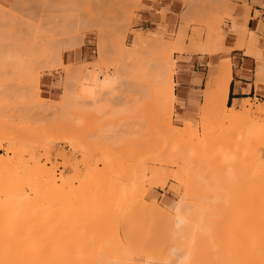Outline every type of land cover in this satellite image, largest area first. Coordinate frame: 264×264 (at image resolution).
<instances>
[{
    "label": "rangeland",
    "instance_id": "obj_1",
    "mask_svg": "<svg viewBox=\"0 0 264 264\" xmlns=\"http://www.w3.org/2000/svg\"><path fill=\"white\" fill-rule=\"evenodd\" d=\"M169 1H173L174 2V5H176L175 7L173 5L172 10L169 7V3H170ZM150 3L155 4L157 7H159L158 10H156L155 8H152L151 6H149ZM180 4H182V8L179 7ZM51 7H53V8H51ZM54 8H56V9H54ZM236 8H238V6L232 4L229 0H0V134H2L4 136V138H7L9 136L8 138H11V141H12V139H14V137L16 139H18L19 141H21L20 139H23V141L25 140V144H26V142H28L26 144V146L30 145L29 147H31V149L29 151H31L32 148H34L32 151L35 150L37 156L44 157L45 156L44 155V152H45V149L46 148H47L46 150L49 149L52 152L53 162L55 163V165L58 168L57 173L58 174L61 173V175L59 174V176H60L59 178L62 179V180L59 179V182L63 181V179H65V178H68V180H72L73 181V184H74V185L72 184V186H71V188H72V189H70L71 192L68 191L69 194H64V196H62V197L65 198L66 197L65 195H70L73 192H76V194L79 191L81 192V195H80V192L77 194V195H80V196H77V197L78 198L80 197L81 199L80 198L78 199L76 197V200L75 199L73 200L74 202L72 203V206L70 205V207L72 208L73 206H75L73 204L76 203V206L74 208H72V211L73 210L76 211V209H78L79 206H80L81 209L84 210L83 207H85V205L87 204L86 203L87 200L84 199V196L86 198H88L86 196L87 194H89L90 196H92L95 193V192L94 193L91 192L93 190L88 191V190L91 189V187L92 188L94 187L93 188L94 191L96 189L97 190H100V191L102 189L108 190L107 188H109L110 185H111L110 183H112L110 180L113 179L112 180L113 183L111 185L112 188H110V190L112 192V189L115 188L114 190H115L116 193L114 192V194H112L111 197L115 196V197H113L115 199H113V198L112 199L113 200L118 199V201H117L118 203L121 201L120 202L121 204L119 203L120 205L116 201L111 200L110 197H109L110 200L106 199V196H107L106 193L108 191L106 193H105V191H102L100 197L98 196V194L100 192L97 191L98 194L97 193L96 194H97V196L99 197L100 200H96L97 199L96 195H93V197L91 198L93 201L96 200V201H99L97 203H100V202H102V199H103L102 196L104 195V197H105V199H103L104 202H106V201L107 202H111L112 201L113 204L117 203V205H115V207L112 204V202L109 203V204L113 205V207H111V205H109L107 202H106L107 204L105 203V205H107V207L109 205L111 208H114V210L113 209H110V212L112 210V211H114V213L112 212V214H113V216H111L112 219H110V217L108 219V220H111V222H113V223L111 224V222L109 221L108 222L109 224L106 223V226H104V227L102 226V229L100 228L101 230H99L97 232L98 234L100 232V235L102 236V238H103V235L104 236L105 235L109 236V234H107V233L111 232V230L115 229V227L118 228V230L120 232V235L122 237V236H124V234L126 232H129L130 234H132V233H134V231H136L138 229H141L142 224L143 225L148 224L149 221H145L144 222V217H143V214L141 213V211L145 207V201L154 202V203H156L158 205V207L166 208V209H167V207L165 205V201L166 200H168V201H176V200H178V201H184V202L187 201L188 202V203H186L187 206L189 205V206L194 207L193 206V203H196L194 205H197L196 208H198L199 205H200L201 207L198 208V212H199V210L201 211L203 209L201 212L204 213V206L206 205L205 204L206 202L203 200V198H202V201H201V196L202 197H205V196H203L201 194L202 193V189H200L202 187V185H204L203 182H206V180L204 181V179L207 177L206 179H209L210 180L213 176H214L213 178L216 179L217 178V175H218L217 173H219L220 180L222 178V180L225 179L223 181H226L227 180V182H228L231 179H234L235 178V176H234V174H235L234 168L237 171V166H238V168L240 169V171H237V172H239V173H241L242 171L246 170L247 166H249V165H246V164H249L250 161L248 162L247 160L245 161L244 159H246L245 157L248 158V155H250L252 152L249 153V154H247V156H245L244 153L242 154V152H244L245 150L248 151L247 150V149H249V148H247L248 146L246 147L247 149H245L244 151H241V150H243L242 149L243 148V145L240 147L241 150L238 149L239 147H236L235 146L237 148L236 149L235 147H233L234 145H232V148L235 149V153L237 151H239L238 153L240 155L238 153L237 154L231 153V156L232 155H235V157L238 158V156L243 155L242 156L243 158L241 157V158L236 159L234 157V159H235L234 161H233V158H231V160L233 161L232 163L234 164V162L237 160L238 161V165H236V167L233 166V168H230V166H231V164H230V166L228 167L227 165H229V161H231L230 160V157H229L230 156L229 155L230 154V151H234V150L227 151L229 153L228 155H226V153L223 154L222 152H224V151L222 150V148L225 149V147L227 148V146L223 147L225 143L220 144L219 143V140H220V138H222L223 140L225 139V137H220V135L222 134L220 132L223 131V133H224L223 136H225V133H226L225 131L226 130H229L230 131V129L232 128V125L233 124L230 123V122H227V119L225 121L222 120V122L220 120V122H219V118H217L218 117V113L216 111L215 113H217L216 114L217 115L216 116L217 119L214 118V117L213 118L210 117V120H211V123H212V127L214 126L213 128L215 130L212 133L211 132V128H210L211 125H210V127H209L210 129L207 128L208 129L207 131L206 130H203V131H206V132H204V134H206L208 132V136L210 135L209 133H211V135H212V134H216L218 132L219 135L218 134L217 135L219 136L218 137L219 140H217L218 138L215 139V137H214V138H211V140H206L207 142H205V140H203L204 138L203 139L201 138L204 135L201 127L204 126V125H206V124H208L207 121L206 122L204 121L205 122V124H204V122L201 120L204 117L200 118L201 117L200 114H202L204 112V111L202 112V109L203 108L206 109L205 108V104H207V103H203L204 100H205L204 99L205 98L204 97V90L203 91L202 90L197 91L195 93L197 96L194 98V101H192L189 104H187V106H185L184 104L176 103L175 104V108L172 111L173 113L171 112V114H170V112L168 111V114H165L164 113V108L167 109L166 107H168V105L165 104L166 106L163 107L164 104H163V102L161 100L160 101L162 102V104L159 101H157V102H159L158 104L157 103L155 104V101H154L155 99L153 101L150 100L151 99L150 96H149L150 93L147 94L149 96L148 97L149 99H147V97H146V99H144L143 98L144 95L140 91V88L142 86L140 88H138L139 84H136V85H138L137 87H134L135 86L134 85L135 83L134 84L132 83L133 85H127V83L126 84H123L122 81H124V80H122V79H124V78L121 77L122 78L121 79L120 76H119L120 74H117V72H116V71L119 72L118 69L120 68V67H118L119 65H117V63L119 61L120 62L123 61V64L125 66L126 65L127 66L129 65L130 66L131 64H126L127 62L124 63L125 58L123 60H122V58H119V57H123V55L120 53L121 55L119 54V56H118L117 54L120 52L121 49H124L122 45H124V47H126L127 50H128V48L129 49L130 48H133L132 42L134 41V36L136 34H143L145 37H147V38H149L151 40L152 39H156V43L157 44L154 43L155 46L151 45V44H153L151 42L150 46H147L145 48H140V51L138 53L142 54V56H145L146 55L145 49H147V48H149L151 46L154 49V47L157 48L158 47V44L160 45L161 43H170L169 41H171V43H174L176 41V39L178 38V34H179L180 37H183V35L185 36V38L183 37L184 38V43L182 41L184 47H186L187 44H188L187 47L190 46L189 49H187V47L185 48V49H187L186 50V54H194V53L205 54V53H208L209 50H211V49H216V50H219L220 52L221 51H226V49L223 47L226 39L230 36V34H235V35H237V36H239L241 38L242 42L244 41L247 44L248 49H249V52L252 55H254L257 58V60L259 61V63L261 64V66L258 67V70H257V79H256V86L259 89V84L264 83V36L263 35L262 36H257V34L253 32L254 27H255L254 25H251V29L250 30L244 32L241 29L243 27V25L241 23H239V18L233 14L234 13V10ZM66 9L69 12L66 11ZM81 9H86V13H88L87 12V9L88 10L90 9L89 10V13H90V11H93L92 13H97L96 15L94 14L95 16H97V15L100 16V14H102L101 15L102 18L100 17V19H102L103 21H105L104 24H103L104 25V28L103 29L102 28L100 29L101 26L103 27V25H101L99 27V29L101 30V33L103 31L105 32V34H104V32L102 33L104 35V41H103V43L102 42L100 43V40H98L99 39V33H100V31H99V33L97 31V30H99L97 28L99 26L98 25L99 24L98 22L100 21V22L103 23V21L102 20H98L97 18H95V22H97V24H96L97 26H94V27H96L97 29L96 28H93V27L91 28L90 26L89 27H85V25L88 22H89V25H90V21H92L91 20L92 18H91V16L88 15V17H87L88 20L90 18L91 19H90V21H88L87 18H86V20H87V23L86 24H85V21H83L85 18L82 20L83 22L80 21L79 20V18H80L79 16H81V15H79V14H82V10ZM75 10H76V12H75ZM151 10L154 11L156 14H158L160 16V18H159V20L157 22H148V21H145L144 17L142 16L143 13H145L147 11H151ZM80 11H81V13H79ZM173 11H175L176 13H174ZM202 11L205 12V13L202 14L201 13ZM70 12H71V14L73 12V14L71 15ZM206 12H209V14L211 16H209L208 13H206ZM64 13L70 14L71 17L74 15V13H75V16L77 14V17H79L78 20L74 19V16H73L72 19L76 20V22L77 21H80V23L82 22L81 24L84 25V28L82 27V25L80 26L79 31L82 30L81 28H83V29H85V28L88 29L89 28L91 30H89V29L88 30L87 29L82 30V32L80 31L81 32L80 34L78 33V30H77L76 32L78 34L75 33L76 34L75 35V34H73V32H74L73 30L75 28L74 29H72V28L69 29L70 31H68V29H67V31L69 33H71V35H73L72 36L73 38H71V35L70 34H69L70 35V37H69L67 31L66 32L65 31L64 32H61L60 31L59 34H61V35L59 37H57L58 35L56 37L55 36L54 37L51 36V37H53L52 38V41H55V40H53L54 38L59 39L60 41L63 38L62 41H61V47L57 45V47L59 49L58 50L55 47L54 48L52 47L53 49H51V47L49 46L50 47V50H49V48L45 47L46 44L44 45L43 44L44 42H42L41 39L44 40L45 37H46V39L48 40V38H50L48 35H51L49 33L50 32H53L51 29L55 30V32H56L57 29L60 30L59 29L60 27L59 28L58 27L57 28L56 27H52V28H49L48 29V27H50V25L48 27H46V26L48 25L49 21L51 20L50 16H49V19L50 20H48L47 21L48 23L45 24V25H43L44 22H40L41 20L42 21L43 20L45 21V19H41V18H44L46 16L45 18L48 19V15H52L55 18H53L54 21L52 19V21H50V23L52 24V22H54V25H57V23L59 24V22L62 23V21H59V22L55 23V21H57L56 19H58L57 16L59 17V19H61L60 18L61 16H59V15L64 16ZM84 13H85V11H84ZM84 13H83V16L85 15ZM66 14H65V16H66ZM206 14L209 16V19H210V17L212 19V22L210 24L208 22H207L208 24L207 23H203V22H205V19H206V16L205 15ZM43 15H44V17H41ZM256 15H259V13L257 12ZM208 16H207V19H208ZM67 17H69V16L67 15ZM77 17H75V18H77ZM84 17H86V16H84ZM204 17H205L204 21L201 22ZM64 18H62V20H64ZM174 18L177 19V20H174ZM66 19H67L66 20V22H67L68 21V18H66ZM72 19H71V21L75 22ZM209 19H208V21L210 22L211 19L210 20ZM38 20H40V21H38ZM26 21L27 22H31V23L28 24ZM38 22L40 24H38ZM68 22H70V19H69ZM230 22H231V24L229 26V23ZM33 23H35V24L34 25H31ZM26 24H28V25L26 26ZM68 24L66 23V24H64V25L62 24V25L64 27L65 25H68ZM68 26H65V28H68ZM32 27L34 29H36L37 31L39 29V33H40V30L41 29L44 30V31H49V33L45 32V33L48 34L47 35L48 38H47V36L44 37L43 34H45V33L41 30V33H42V36L41 37L42 38L40 36L39 37H40V41L42 43H38L39 42L38 41L39 38L37 37L38 36L37 35L38 32L36 30H33ZM78 27H76V28L78 29ZM30 28H32V31L33 32L36 31L37 34L34 32L35 37H34V35H32V36L30 35V34H32ZM125 29H127V31L124 32V34H126L125 35L124 44H121V42H123V39H124L123 38V31ZM178 29L179 30L182 29V30L179 33H177L178 32ZM27 30H29V31L27 32ZM86 30L88 32H86ZM183 30H184V32H183ZM161 31H162V33L159 34V32H161ZM148 32H150L152 34H149ZM182 32L184 34H182ZM210 33H213L214 34V38H215V39L213 38L214 40L213 39H210L213 36ZM64 34H65V38L66 39L64 38ZM102 34H101V37H102ZM208 34H210V36H208ZM53 35H55V33H53ZM66 35H68V36H66ZM152 35L155 36V37L158 36L160 38L157 37L158 38L157 39L155 37H152ZM176 36H177V38H176ZM67 37L69 39H67ZM207 37H210V38H207ZM35 38H37V40ZM183 38H181V39H183ZM205 38H206V41L207 42L209 41V39H210V42L213 40V42H212L213 45H210V46H213V47H211V48L209 47L210 49L207 48V46H206L207 44L204 43L205 42ZM72 39H73V41H72ZM34 40H35V42H34ZM63 40L64 41H67L68 40V41L66 43H63ZM58 41H56L55 44H57ZM98 41H99V43H98ZM48 42L51 43L50 41H48ZM48 42L46 41V43H48ZM101 44H104L103 46H104L105 53L103 52V53L100 54L98 51L101 49ZM119 44H121L120 46H122V48L119 47ZM203 44H205V46H204L205 48L203 47L201 49V47H202ZM39 45L44 46V47L42 48ZM64 46H65V48L63 49ZM45 48H47L48 50L46 49L47 51H45ZM98 48H99V50H98ZM39 49H41V50L38 51ZM52 50H55V51H52ZM116 50L119 51V52L117 53ZM149 50H146V51L149 52ZM200 50L201 51L203 50V52H201ZM48 51L54 52V54H53L54 56L57 55L56 54V52H57L58 53V56L59 57L60 56L62 57V61H63V62H61V64H63V65H61L62 67L58 65V63L60 64V62H57L55 64V62H56L55 60L60 61V58L61 57L59 59H56L57 56H55L53 58V56H52V54L50 52H49L50 53V57L51 56L52 57L50 58V62H48L49 61V53H48ZM40 52H42V53L44 52L43 54L46 57L45 59H43V55ZM100 52H101V50H100ZM106 54H107V58L108 59H103L104 57L106 58ZM115 54L117 55V57H116ZM147 55H146L145 58H147ZM150 55H151V53L149 54V56ZM39 56H42V57H39ZM99 56H101V57H99ZM149 56H148V58H149ZM179 56L180 55L177 54V53L174 54V58L175 59H178ZM117 58H118V62H117ZM145 58L143 57V59H145ZM35 59H37L38 61L41 59L43 63L42 62L40 64L39 63H36L37 60H35ZM44 60H46V61H44ZM51 60L53 62H51ZM113 60L116 63L115 62L113 63ZM127 61H129V60L127 59ZM229 61H230V59H229ZM120 62L118 64H121L122 63V62L121 63ZM123 64H122V66H124ZM57 65H58V67H57ZM80 65H82V66H80ZM147 65H148V63H147ZM64 66H66V68ZM72 66H74L75 71H73V69L72 70L71 69H68L69 67L72 68ZM79 66L81 67V71L79 69L80 68ZM55 67L57 69H55ZM75 67H77L78 69L75 68ZM206 68L207 67H201L200 68L201 72L206 73L207 72V69ZM65 69L68 72H69V70H71V71L69 73L67 72L66 74H64L65 73ZM122 69H123V67H122ZM76 70H79V71L76 72ZM123 70H125V69H123ZM72 71H73V75H74L75 72H76V74H79V76L78 75L76 76V74H75V77H78V78L75 79V77L72 76ZM125 72H126V70H125ZM125 72L124 71L123 72L121 71V73H123L124 75H125ZM31 73H33L35 75L37 74V75L36 76L34 75L35 76L34 77V76H32L33 74H31ZM70 73H71V75H70ZM83 73H84V75H83V78L84 79H81ZM127 73H128V71H127ZM129 74L131 75V73H129ZM129 74H127V75L130 78H132L133 76L131 77ZM31 76L34 77L35 79L33 80V78ZM121 76H122V74H121ZM28 77L31 78V79L29 80ZM36 77L39 78V80H40L39 81V89H40L39 90V94H40L39 97L35 96L36 86H37L36 85V80H37ZM64 77H65V79H64ZM71 77L72 78L74 77L73 78V81H72V78ZM98 77H99V79H98ZM118 77L122 80V81L119 80V82H122V85L121 86L125 89V91H124L123 88H121V86H120L121 91H119V89H118L119 87L117 88V86H119V85H117V83L118 84H121V83L118 82V79H119ZM103 79H108L109 82L115 81L114 84H112L110 86H106V87H108L107 89L103 87L101 90H103L104 92L110 91L111 94L112 93L114 94V92H115L114 95L117 94L116 96L118 97V99H116L117 98L116 96H114L115 98L112 97L113 94L112 95L109 94L110 92L109 93L107 92V94L106 93L104 94L103 92H99V97L102 96V98L100 97L101 100H99L98 99L99 98L98 97V91L100 89L96 90V96L95 97H92L91 99H90V97H88L87 98L88 100L85 99V97H84V99L86 101H84V100L82 101L81 100V97L79 98V96H77L78 94L80 95V93H78V91H79L80 85H81V83H78L77 81H79V82L80 81L85 82L86 85L93 84L95 86V84L100 83V81L103 80ZM136 79L138 81L139 80H142V78L141 79L140 78L139 79L136 78ZM174 79H175V81L177 83H181V76L175 75V78ZM26 80H27V82H30L31 81L30 83H32V85H30L27 82L25 83ZM64 80L66 82V85L65 86H64ZM127 80H129V79H127ZM33 81H35V83ZM71 81H72L73 84L70 83ZM146 81L143 82V83H146L145 86L147 85V87H148L149 85L147 84ZM131 82L129 81V84H131ZM133 82H134V80H133ZM124 83H125V81H124ZM26 84H29V86L31 87V88L28 87V89H32V90L35 89V90H33L35 93L34 92H32V93L38 99L40 98L38 102L41 105V107L43 108L42 109L39 106L42 110H44L45 107L46 108H49L48 105H51L53 103L55 105V107H58L56 109V113H58V111L61 109L58 106L60 104L61 100L63 101V99H65V98H66V100H69V101H65L64 100L65 101V105L63 103L64 101L61 102V104H60L62 106V110L61 111H64L66 113L63 114L61 111H59V113L57 114L58 115V117H57L55 111L53 110V105H51L52 107L51 106L50 107H51V109L53 111L51 109H47L49 111L48 114H52L51 117H53V114H54L55 115L54 117H57V118L52 119L50 116L47 117L48 114L46 115V117L43 116V115H41L44 112L46 114V111L47 110L42 112L41 109H39L40 111L37 109V108H39L38 105H37V108L35 107V104L37 103V101L35 102V104L33 103L35 101L34 99H33L34 100L33 102L31 101L32 98L30 99V97H32L33 95L30 96L28 93H30L32 90H26ZM67 84H69V88L71 86L72 87L74 86V89L77 92V95H73V93H76V92H74L72 90L73 88L72 89H67L68 88L67 87ZM32 86H33V88H32ZM64 87H67V88L64 89ZM76 87H77L78 90L76 89ZM146 88H144V89H146ZM150 88L151 87L149 86V89ZM152 88H153V86H152ZM203 89H205V86L203 87ZM68 90L70 92H68ZM117 90L119 92L123 93V94L118 93ZM28 91H30V92H28ZM122 91H124V92H122ZM149 91H151V90H149ZM182 91H183L182 84L180 85V87L179 86L176 87L175 92H176V94H177L178 97H180V92H182ZM65 93H67V94H65ZM68 93L71 94V96L73 95L72 99H71V96L68 95ZM153 93H154V91H153ZM28 95L30 97H28ZM104 95H105L106 99L103 97ZM108 95H109V98L112 97V98H110V99H112L111 100L112 102L109 100ZM34 96H33V98H35ZM74 96L75 97L77 96L78 97L77 99H79L82 102L88 104V108H87L86 104H84V103L82 104V102H79V100H77V99H75L76 101L73 102V100H74L73 98H75ZM61 97H62V99H61ZM151 97H152V94H151ZM37 98H35V99L38 100ZM82 98H83V96H82ZM107 99H108V102H109V106L107 104L108 102L106 101ZM113 99L116 100V101H114ZM96 100L98 101V104L100 103L99 101L102 102L104 100L105 102L103 101V103H105L107 105H105V104L102 105L101 103L99 105L96 104L97 106H100V109H101V106H103L104 109H101V110L98 109L99 110L98 111L97 108H99V107H96V109H94L95 108L94 107L93 110H92L93 104L97 103V102H94ZM146 100H149V101H146ZM252 100H253L254 105H258V109L261 107L262 109H260V110H263V112H264V101H261V100H259L257 98H254ZM92 102H94V103H92ZM144 102H149V104L151 102V104L149 106L148 103L145 104ZM71 103H73V104L71 106L67 107L68 109L66 110V107L65 106H67L68 104H71ZM42 104H44L45 107H43ZM62 104L64 105V108H63V105ZM89 104H91V109H90L91 111L89 112L91 115L88 113V110H87V109L90 108L89 107ZM82 105H84L86 107L83 108ZM207 105H208V107H207ZM207 105H206V107L210 110V111L209 110L208 111L210 113H212V111H213L212 110V106H210L209 104H207ZM236 106L238 108H240L242 106V102L240 104L236 105ZM160 107H163V108H161V110L163 111L164 114H162L161 112H159L160 111ZM80 108H82V109H80ZM85 109L87 110V113H85L86 112ZM141 109H142V111L145 110V112H146L147 109H148L147 111L150 110L152 112L149 111L148 113L144 114L145 112H142ZM254 109L255 110H258L257 108H254ZM183 110L190 111L191 112L190 115L188 117L181 116L180 113ZM51 111H52V113H50ZM92 111L94 112V114H93ZM208 111H206L207 114L209 113ZM39 112L41 114H39ZM59 114H61V115L59 116ZM207 114L206 113L205 114H202V116H206ZM145 115H147V117ZM169 115H170L171 118L169 117ZM211 118L213 119V122H212V119ZM168 119H172V120H170V126L172 125V127H174V128L179 127V126H181V127L184 128V126L185 127L187 126L188 129H186V130H188V131L186 132V134H190V133L192 134L193 131L190 132V133H189V131L194 128L193 130L194 131H197L196 133L198 134L197 141L202 139V141H198L199 142L198 144H201L203 146V147L201 146V148H202V149L200 148L201 149L200 150L201 153L200 154L198 153V156L200 155L201 157H203V160L206 161V164L203 161V163H201L200 165H202V166L203 165H205V166L207 165L206 167L209 168V169L207 168L208 171L205 172L207 169H201L202 168L201 166L197 169V167H196L197 164L196 163H198V162H196V159L193 160V157L194 156L191 159V161L193 160L194 163H193V161L191 162L189 160V157L187 158L189 160V161L187 160V162L192 163L191 165L194 164V166H192V167L193 168L194 167L196 168V171L194 170L195 171L194 176H192L193 174L192 175L190 174V175H191L192 178L195 177V178H193V179H195V181L193 180L194 183H195V185H193L192 182H191V184L193 185V187H195L194 189L195 190H198V191H195L192 188V185H191V187H189L192 190L191 193H193V190H194V194L196 196L195 197V196H193L194 194H192V196L194 198H192V196L191 197H188L187 196V195L190 196L191 194H189L190 191L188 192V189L189 188L188 189H185L186 186H184V184H183V182H185V179H186V177H185L186 174H184L183 171L186 170L185 168H188V166H190V165L187 163L188 164V166H187L186 164H184L182 162L185 161L184 157L185 158L187 157V155L184 156L185 155V152L186 153L187 152L189 153V151H186L185 150V152H184V149H179V147L184 148V146L181 145L182 142H178V143H180L181 146L180 145L177 146L178 143L175 142V140H176V137L179 135V133L177 134V131L174 130V128L171 127L176 133L173 130H171L170 127L169 128H170L171 131L169 130V128L168 129L167 128L165 129L163 127V125L165 124V122H166L165 126L169 125L168 124L169 122H167ZM240 119H242V118H240ZM206 120H208V119L206 118ZM228 120L230 121V119H228ZM234 120L235 119H233V120L231 119V122L234 121ZM257 120L258 121H254V123L250 122L251 125H250V123L249 124L246 123L245 126L247 127L249 125V127L252 128L253 125H256V128L255 129H257V130L255 132L260 131L262 129L264 130V115L262 117H259V119H257ZM201 121H202V126H201ZM214 121H215V123L217 121L216 125H215ZM235 121L237 122V120H235ZM148 122H150V123H148ZM257 122H258V124H257ZM241 125H242V123H241ZM206 126H208V125H206ZM245 126H243V127H245ZM190 127L192 129L189 130ZM246 127H245V131L248 129ZM254 127H253V129H254ZM240 128H241L240 130L238 128L237 129L239 131H242V129H243L242 126ZM179 129H177V130L178 131L181 130V133H180V137L179 136L178 137L179 138L183 137V140H185V138L187 136L186 135H184V136L181 135L182 132L185 131L184 130L185 128L184 129H180V130ZM195 129H198V130H195ZM239 131H236L233 128L231 130V133H230L232 137L230 136L229 133L227 134V135H229L228 136V139H230V138H231V140L234 139V138L236 139V138H238L241 135L242 132H244L243 134H245L247 132V131L246 132L245 131H242L240 133ZM250 131H253V130L251 129ZM250 131H248V132H250ZM168 132H172L171 133V136H170V133H168ZM173 132H174V135L177 134V136L176 135L173 136ZM234 132L235 133L238 132V133H240V135L239 134H236L234 136V134H235ZM201 133H202V136H201ZM2 135H0V137ZM168 135L170 137H168ZM247 136H250V135H247ZM165 137H168V138L173 137V139H170V140H174L173 142L174 143H177L176 146L178 147V149L177 148H171L170 147V146H173L172 145L173 142L170 143V146L168 144L167 146H169V147H167L165 145V142H166L165 141L166 140ZM188 137H189V135H188ZM163 138H165V139H163ZM198 138H200V139H198ZM190 139H192V137ZM213 139H215V140H213ZM1 140H2L1 141V145H2V147H1V153L4 154L5 151H6V148L9 147L8 144H11L12 142L9 139H7L8 141H6L5 139L4 140L1 139ZM18 140H16V142H15L16 144H14V141H13V144L14 145H17V143L19 144V141ZM162 140H164V142ZM195 140L196 139H194L193 142ZM231 140H229V141H231ZM237 140L238 139L234 140L235 143H237L236 145H238L239 143H243V141H245V140H243V136L240 139L241 141L243 140L242 142H239V140L238 141ZM31 141L34 144H32ZM178 141H180V139ZM208 141H209V143H208ZM220 142H221V140H220ZM256 142H258V141H256ZM263 142L264 141H262V144H260V143L258 144L257 143L259 146L257 144H255L257 146L255 147V150H254V152H255L254 155L257 154V153H258V155L260 154L259 156L258 155H256V156H258L257 158L259 160L263 158L262 161H264V145H263L264 143ZM188 143H190L189 140L186 143V145ZM206 143L209 144L208 146H210V144L211 145H214L213 148L216 146V150H217V148H218L217 146L219 144H220V146L222 145L221 146L222 148H220V146H219V148H220V150L222 152L213 150L212 147H209L210 149H208ZM235 143H233V144H235ZM184 144H185V141H183V145ZM35 146H37V147H35ZM198 146H200V145H198ZM164 147H165V149H164ZM174 147H175V144H174ZM160 148H162V149H160ZM170 148H171V150H170ZM190 148L191 149H189V150H192L193 149L192 147H190ZM172 149L173 150L176 149V152L177 153H173L175 150L173 151ZM186 149H188V148H186ZM154 150H155V152H153ZM160 151L164 152V154H161L160 155L159 153H162ZM214 151H216V152H214ZM217 152L219 153V155H218ZM63 153H66V154H63ZM149 153H150V155H149ZM154 153L155 154L157 153V154L155 155ZM221 153H222V156H221ZM45 154H46V152H45ZM172 154H173V157L176 155L174 157L175 159L172 157ZM191 154H194V153L191 152L190 155ZM159 155H160V158L162 157L161 158L162 160H160V158L157 159V156L159 157ZM162 155L165 156V157L163 158ZM169 155L173 158L172 161H170L171 160V157H167ZM215 155H217L218 157L215 156ZM143 156H147V157H143ZM188 156H189V154H188ZM223 156H225L226 158L228 157L229 158V161H228V159H224ZM251 157H252V155H251ZM151 158H152V160H151ZM194 158H196V157H194ZM163 159H164V161H163ZM239 159H242L243 162L245 161L244 163H242V164L246 165V166L242 165V166H244V168L246 167L243 170H241L243 167L240 166L241 165L240 164L241 162L239 161ZM248 159H250V158H248ZM197 161H199V160H197ZM226 161H228V162H226ZM262 161H259V162L262 163ZM171 162H173L175 165L174 164L171 165ZM176 162H177V166H176ZM253 162H254V160H253ZM253 165L256 166L257 163H254ZM253 165L251 167L250 166L249 167L250 168H253ZM178 166H180V168L182 170L179 169ZM135 167L137 169H135ZM166 167H167V169H166ZM192 167H190V168L192 169ZM157 168L160 169V171H162V172L165 170V172L162 173L164 175L165 174H168L169 171H170V173L167 176L166 175L165 176L164 175H159L160 178L162 176V179H160V180L161 181L163 180V182H161L159 180L158 176H157V178H158V180L160 182L157 181V180H155V183H154V178H152V177H155V176L154 175L151 176L153 174V172L151 171V169L156 170ZM162 168H165V169H162ZM177 169L179 170L178 172H180V170H181V173H183V175L181 174L182 175L181 181L183 180L182 183L177 181L179 179L178 178L179 175L178 176L176 174L173 175V176H177V179L171 178L172 177V174L177 172ZM253 169H254V170H252L253 172L259 170V173H257V175L260 176L259 174H260L261 166H259V169L257 167V170H256V168H253ZM129 170H131L130 171L131 174L128 172ZM172 170L175 171V172H173ZM248 170H249L250 173H252L250 171L251 169L248 168ZM188 171H189V169H188ZM166 172H168V173H166ZM199 172H201L203 176L200 175L201 173H199ZM226 172H227V174H226ZM245 172L247 173V171H245ZM135 173H138L139 174V175L137 174L138 177H136V174ZM210 173H212L213 175H210ZM230 173H232V176H234V177H231V174ZM255 173L256 172H254V174ZM140 174L141 175L142 174L143 175L145 174V175L144 176L143 175L141 176ZM243 174H245V173L243 172ZM257 175H255V176L257 177ZM145 176L148 177V179ZM149 176L153 180L150 179ZM168 176H169V178H168ZM219 176H218V180L216 179V181H218V182H219ZM236 176H238V175L236 174ZM249 176H250V174H249ZM255 176H251L250 178H255ZM164 177L167 178V180ZM239 177L240 178L237 177V179H239V180L236 179V181L239 183V181L241 180L240 183H242V184L239 183V185H241L240 187H242V188H238L239 186H237V188L239 189V190H237V193L238 192L239 193L241 192L240 195L241 196L245 195L244 197L251 196V195H249L250 194L249 192H253V190L251 189L252 191L251 190L248 191L251 186H249L247 184L248 182H245L247 184L246 185L244 183V181H243L245 179H247V181H249L248 180V178H249L248 175L246 176L245 179H244L243 175H242V178H241V176H239ZM128 178L130 180H128ZM174 178H176V177H174ZM94 179H96V180H94ZM92 180L95 181V185L94 184L92 185V183L94 182ZM108 180L110 182H108ZM199 180L202 183V185H201V183H198ZM209 180H207L206 185H204V187L206 188V186H207L208 189L211 187L209 189V191H208V189L206 190V193L208 191L209 193H207V194L211 195L212 192H213L212 189H214V188H212L211 184L214 183V181H212V183H210V181L212 179L210 181ZM222 180H221V183H222ZM142 181H144V182H142ZM208 181H209L210 186L207 185ZM82 182H84V183H82ZM89 182H91V183L89 184ZM105 182H106V184H104ZM107 182H108V184H107ZM131 182L133 184H131ZM232 182H234V181H232ZM134 183H138L140 189L138 187H137V189H139V190L136 189V185L137 184H134ZM187 183L189 184L190 182H187ZM216 183L217 182H215V188H217V186H218L217 185L218 183L217 184ZM83 184H84V186L82 187ZM116 184L118 186H120L119 188H121V187H123V188H121L119 190V188H118V186ZM88 185H90V186L92 185L90 187V189L89 188H86V187H88ZM102 185L103 186L105 185L104 187H106V188H104ZM212 185H214V184H212ZM222 185H223V183H222ZM101 186H102V188H101ZM132 186L134 188H132ZM244 186H246V187L249 186V187L246 188ZM73 187H74V191H73ZM204 187H202V188L204 189ZM99 188H101V189H99ZM128 188H129V190L131 189L130 190L131 192L127 190ZM83 189H85V190L88 189V190L85 191ZM135 189L137 191H135ZM132 190H134V191H132ZM185 190H187V195L185 194L186 193ZM210 190H212V191H210ZM256 190H258V189H256ZM124 191H125L126 194H127V191H128V193L129 192H130V194L133 193L134 196L136 194V196L133 197V195L132 196L129 195V196H131L130 199H129V196L126 197ZM199 191L201 193H199ZM204 191H205V189H204ZM214 191H215V189H214ZM246 191H247V193H246ZM82 192H84V196L82 195L83 194ZM89 192H91V193H89ZM140 192L141 193L144 192V198L142 199L143 201L142 200L140 201L137 198L138 196L141 195ZM195 192H198L197 193L198 196H197V194ZM85 193H87V194L85 195ZM102 193H104V194H102ZM109 193H110V191L108 192V194ZM121 193H124L125 196L123 194H121ZM117 194H118V196H117ZM213 194H212V196H213ZM217 194L218 193L216 192V195ZM225 194L227 195V193H225ZM254 194H256V193H254ZM121 195H123L125 198H128L129 200L128 201L127 200L125 201V198L123 196H121ZM184 195H186L187 197H184ZM94 196H95L96 199H94ZM119 196H120V198H119ZM212 196H209L210 199H211ZM217 196H215V197L218 198ZM131 198H133L134 200L131 199ZM179 198H181V199H179ZM190 198H191V200H190ZM206 198H208V197H206ZM220 198H222V197H220ZM224 198L225 197H223L221 200H223ZM251 198H253V197L251 196ZM256 198H257V196H256ZM121 199L122 200L124 199V202ZM213 199H214L213 201L215 202L216 199L215 198H213ZM63 200L66 201L67 199L65 198ZM257 200L259 201L258 198H257ZM189 201H192V202L189 203ZM203 201L205 202L204 204H202ZM208 201H209V199H208ZM90 202L92 203V201H90ZM104 202H102L103 204L101 203L103 205V207H104ZM122 202L125 203V204H123ZM122 204H123V206L124 205L125 206L122 207ZM255 204H257V203H255ZM102 205H100V206H102ZM209 206L211 207V204H209ZM60 207H61L60 209H63V207H65L64 210H66L65 213L68 216V212L69 211H68V209H66V205L65 204L64 205H60ZM196 208L194 207V208H190V209H194L195 212H197ZM117 209H119V211ZM205 209H206V206H205ZM238 209H240V208H238ZM238 209H235V210L237 211ZM209 210H211V209H209ZM82 211H80V210L76 211L77 212V214H75V216H77L76 217V222L77 221H79V222L78 223H75V226H73V228H71L72 229V232H70L67 229H66V231L59 230L60 233L63 232L61 236L59 235L60 238H61L60 240L63 241V242L65 240V237H68V239H74L73 235H79L80 234V238H78V237L76 238L75 237L76 240H72V241L71 240H68V242H70V241L72 243L74 242L75 244L73 243V245H75L79 249H81L80 248L81 245H87V247H84V248H88L91 245L92 246H95L97 244H100L99 240H97L96 237H95L96 239L95 238L92 239V237H94V235L88 237V234H84L86 231H85V228L83 227L84 226L83 222H85V219H83V217H86V214H84V212L86 210L83 211V212ZM115 211L118 212L119 214H117ZM129 211H131L132 213L135 212V211H138V214H136V215L133 216V215H131V214L128 213ZM80 212H81V214H79ZM205 212H207V211H205ZM218 212H222V210H220ZM63 213H64V211H63ZM82 213L84 215H82ZM223 213H225V212H223ZM60 214H62V213H60ZM78 214L81 215V218L80 219H79ZM220 214H222V213H220ZM205 215L206 214L204 213L203 216H205ZM215 215H219V214H215ZM69 217L70 216L66 217V219L69 218ZM116 217H117V220L118 221H115L114 222V220H116ZM238 217H240V216H238ZM216 219H217V221H219V222H217V221L216 222L218 224H220L221 223L220 222L221 220H218L220 218H215V220ZM233 220L234 219L229 220V222H227V218H226V223H224L225 220H222L223 223H221L220 225H217V224L216 225L219 228L220 227L221 228L223 227V228L226 229V228H228L229 224H232V227H233L232 229H235L236 226H235V222ZM80 221L82 222V224H81ZM238 221H240V220H238ZM193 223L195 224V231H194L193 237H195L196 230H197V224L195 222H193ZM79 224H81V225H79ZM208 224L210 226V223H208ZM234 226H235V228H234ZM238 226H241V225H238ZM82 227L84 228V231L85 232L83 231ZM210 227H212V225ZM74 228L75 229H78V232L79 231L80 232L82 231L81 232L82 234L81 233L74 234V231H75V230H73ZM163 228L164 227H160V228H153V227H151V228H148V229H146V231L142 232V234L134 235L131 238L130 242L133 245H137L139 243L138 241L143 236H151L152 238L153 237H156L158 234H162L163 233ZM170 228H172V227L169 226L168 229H170ZM67 231H69V232H67ZM219 231H220V229H219ZM219 231L217 230L216 232L217 233H220ZM232 231L233 230H231V234H233ZM87 232H90V229H89V231L87 230ZM208 232H210V231H208ZM202 233H201L202 243H206L205 241H207L208 238L209 239L212 238V237H210L211 234H209V236L207 238L206 237L207 235H204L205 232L203 234ZM212 234H215V233H212ZM237 234H239L241 236H237ZM65 235H67V236H65ZM70 235H72V237H70ZM91 235H92V233H91ZM229 235L230 234H228L227 231H224L223 230V232H221L222 240L224 239V240L228 241ZM234 235H236V238H234L233 242L236 241V243H238L240 245V243L243 241V237H242L241 231L239 233L236 232V234H234ZM203 236H205L204 238L206 240L204 238H202ZM215 236H216V234H215ZM216 237L215 238H212V240L216 239ZM217 238H219V236ZM83 239H87V241L85 240L86 242H83ZM88 239L91 242H89V244H86L88 242ZM194 239L195 238H192V243H191V246H190V250H191V247L193 245ZM232 239H231V242H232ZM212 240H210V241L212 242ZM217 241H219V239ZM71 242H70V244H68L69 246H68L67 249H69V247H70L71 248L70 251L72 252V251L75 250L74 249L75 247L72 248L73 245H72ZM213 242H216V241H213ZM90 243H92V244H90ZM226 243L228 245L230 242L229 243L226 242ZM226 243H225V245H226ZM58 245H59V243H58ZM63 245H64V247L65 246L67 247V243H66V245L65 244H63ZM109 245L110 244H103L102 246H100L102 252L110 251L111 248H110ZM222 245L224 246V242L223 241H222L221 246ZM175 246L176 247H179L181 249H186L187 243H186V241H179V242H177L175 244ZM223 246H222V248H223ZM226 246L222 250H224V249L226 250L227 249ZM233 246H234V244H233ZM66 247H65V249H66ZM161 247L158 246V245L155 246L152 243H147L143 247L138 248L137 249L138 254H141L142 252L145 254L144 258H141L138 261L141 262V263H143V264H154V261H148L147 258H145V257L152 254V253H148L149 249H153V248L156 249V248H161ZM240 247L241 246H239V248ZM72 249H74V250H72ZM85 250H83V252ZM70 251L69 252L64 251L65 252V255H66L65 258L68 257L67 255H69L68 258L71 259V257L73 256V254ZM79 251H81V250H78L77 253L80 254ZM87 252L88 251H86V253ZM77 253H75V254H77ZM201 253H205V252L203 251ZM222 253H219V254L221 255ZM224 253H226L225 256L227 257V250ZM238 254L241 255L240 253H238ZM80 255L81 256H85L86 254L83 255L81 253ZM80 255H78V257ZM189 255H190V253H189ZM220 255L218 256V254H217V257L219 258V257L222 256V255L221 256ZM228 255H229V253H228ZM81 256L79 258H81ZM225 256H223V257H225ZM79 258H78V260H79ZM72 259H73L72 260L73 262L75 261V263H77V260H76L77 258L73 257ZM223 259H225V258H222L221 260H218V261L216 260V261L219 262L220 264H222L221 262H223ZM89 260H91V261H89ZM89 260H87V262H86L87 264H100V263H97L96 261H92L91 258ZM211 261L212 260H210V259L208 260V262H210V264H211ZM69 262L71 264V261L70 260H69ZM179 263H181L180 260H179L178 264ZM226 263L227 264H231V263H229L227 261H226Z\"/></svg>",
    "mask_w": 264,
    "mask_h": 264
},
{
    "label": "bare ground",
    "instance_id": "obj_2",
    "mask_svg": "<svg viewBox=\"0 0 264 264\" xmlns=\"http://www.w3.org/2000/svg\"><path fill=\"white\" fill-rule=\"evenodd\" d=\"M55 6V5H54ZM53 6V7H54ZM50 7V6H49ZM53 7H51V8H53ZM74 7V6H73ZM72 7V8H73ZM50 8V9H51ZM71 8V9H72ZM54 9H56V8H54ZM68 9V8H67ZM66 9V11H68ZM47 10V9H46ZM70 10V9H69ZM82 10V14H79V15H81V16H79V17H77V14H76V16H75V13H74V19H76V20H78V18H79V20L80 21H82L84 18V20L83 21H85V24L87 23V20H88V15L89 16H91V20L92 21H90V19L88 20V21H90V25H89V22L85 25V27H93V28H96V27H94V26H97L96 24H97V22H95V18H97L98 20H102V19H100V17H101V15L102 14H100V16H95L97 13H92L93 11H90V13H89V10L87 9V12L88 13H86V9H81ZM51 11V10H50ZM72 11V10H71ZM84 11H85V13H84ZM44 12V11H43ZM57 12V11H56ZM69 12V11H68ZM75 12H76V10H75ZM79 13H81V11L79 12ZM83 13L85 14L84 16H86V17H84L83 16ZM202 14L203 13H205V12H201ZM200 13V14H201ZM206 13H208V15L209 16H211L210 14H209V12H206ZM62 14V13H61ZM65 14L66 13H64V16H62V15H59V16H61L60 18L61 19H59V17L57 16V18L58 19H56L57 21H55V23H57V22H59V21H62V23H60L59 22V24L57 23V25H54V22H52V24L50 23V21H52V19L53 18H55V17H53L52 15H48V19L47 18H45L44 17V15L43 16H41V17H44V18H41V19H45V21L43 20H38V21H40V22H44V24L43 25H45V24H47L48 22V20H50L49 19V16H50V18H51V20L49 21V23H48V25L46 26V27H48L49 25H50V27H48V29L49 28H52V27H60L59 29L60 30H56V32H55V30H53V29H51L53 32H50L49 33V31H44V30H42L44 33L45 32H47V33H49V34H51V35H48L47 33H45V34H43L44 35V37L45 36H49L50 38H48V36H47V38H48V40L46 39V37H45V41L43 40V39H41L42 40V42H44L43 44L45 45L46 44V46L45 47H47V48H49V50H50V47H51V49H53L54 47L55 48H57L58 49V47H57V45L58 46H60L61 47V41H62V39H61V41L59 40V39H56V38H54L53 40H55V41H52V38L55 36H57V37H59L61 34H59V32L61 31V32H66L67 31V29H68V31H70L69 29H74L72 32H73V34H80L81 32H82V30H85V29H87V28H85V29H83L84 28V25H82L81 23L83 22H81L80 23V21H77L76 22V20H74V19H72L73 18V16L71 17L70 16V14H71V12H70V14H66V16H65ZM72 14H73V12H72ZM71 14V15H72ZM95 14V15H94ZM99 14V13H98ZM67 15L69 16V17H67ZM207 14L205 15L206 16V19H205V17L202 19V21L201 22H203L204 21V19H205V22H203V23H211L212 22V19H211V17H210V19H211V21L209 22L208 21V19H209V16H208ZM52 16V17H51ZM83 16V17H82ZM93 16V17H92ZM207 16H208V19H207ZM65 17V18H64ZM75 17H77V18H75ZM62 18H64V20H62ZM66 18H68V21H69V19H70V22H66ZM86 18H87V20H86ZM102 18V17H101ZM139 18V17H138ZM71 19L72 20H74L75 22H73V21H71ZM96 19V20H97ZM209 19V20H210ZM53 21H54V19H53ZM103 21V20H102ZM27 22V21H26ZM34 22V21H33ZM37 22V21H36ZM35 22V23H36ZM80 24H79V23ZM94 22V23H93ZM104 22L105 21H103V23L102 22H98L99 24V26L97 27L98 29H99V27L101 26V25H103L104 24ZM24 23V22H23ZM28 24H30L31 22H27ZM35 23H33V24H31V25H34ZM68 24V25H65V26H68V28H65V26L63 27V25L64 24ZM72 25H71V24ZM93 23V24H92ZM102 23V24H101ZM207 23V24H208ZM28 24H26V26L28 25ZM38 24H40L39 22H38ZM63 24V25H62ZM95 24V25H94ZM52 25V26H51ZM61 25V26H60ZM74 25V26H73ZM79 27H78V26ZM82 25V27L83 28H81L82 30H80L79 31V29H80V26ZM37 26V25H36ZM73 26V27H72ZM45 27V28H46ZM76 27H78V29L76 28ZM33 28V27H32ZM32 28H30V30H31V32H32V34H30L31 36L32 35H34V32L36 33V29H34L33 28V30H36V31H32ZM62 28V29H61ZM66 30H65V29ZM96 28V29H97ZM103 29L104 28V25H103V27L101 26L100 27V29ZM180 28V27H179ZM183 28V27H182ZM89 29V28H88ZM87 29V30H88ZM97 30L98 31V33H99V31H100V33H99V39L98 40H100V43L102 42L103 43V41H104V35L101 33V30ZM41 30H40V33H41ZM50 30V31H51ZM78 30V33L76 32ZM86 30V32H88ZM89 30H91V29H89ZM182 30V29H181ZM181 30H179L178 29V32L177 33H179ZM187 30V29H186ZM29 30H27V32H28ZM58 31V32H57ZM67 31V32H68ZM127 31V29H125L124 31H123V42H121V44H124V40H125V35L126 34H124V32H126ZM129 31V30H128ZM215 31V30H214ZM38 38H39V42L38 43H42L41 41H40V37L42 36V33L40 34L39 33V29H38ZM96 32V31H95ZM164 32V31H163ZM183 32H184V30H183ZM182 32V34H184ZM212 32V31H211ZM30 33V32H29ZM28 33V34H29ZM53 33H55V35H53ZM57 33V34H56ZM84 33V32H83ZM149 34H152V33H150V32H148ZM160 33H162V31L161 32H159V34ZM71 35V33H69L68 32V35ZM75 34V35H76ZM101 34H102V37H101ZM104 34H105V32H104ZM166 34V33H165ZM210 34H212L213 36L210 38V37H207V38H210V39H213L214 38V34L213 33H210ZM210 34H208V36H210ZM68 35H66V36H68ZM70 35H69V37H70ZM82 35V34H81ZM154 35V34H153ZM152 35V37H155V36H153ZM164 35V34H163ZM217 35V34H216ZM30 36V37H31ZM40 36V37H39ZM51 36H53V37H51ZM73 35H71V38H73L72 37ZM79 36V35H78ZM83 36V35H82ZM81 36V37H82ZM34 37H35V35H34ZM151 37V36H150ZM158 37V36H157ZM157 37H155V38H157ZM183 37L185 38V36L183 35ZM183 37H180L179 36V34H178V38H177V36H176V41L174 42V43H171V41H169L170 43H161L160 45L158 44V47L156 48V47H154V49H153V47L151 46V47H149V48H147V49H145V52H146V55L149 53H151V55L149 56V54L147 55V58H145L146 57V55L145 56H142V54H140V53H138L139 51H140V48H145V47H147V46H150V44H151V42L153 43V44H151V45H153V46H155L154 45V43L155 44H157L156 43V39H149V38H147V37H145L143 34H136L135 36H134V41L132 42V44H133V48H128V50H127V48L126 47H124V45H122L123 46V48L124 49H121L120 50V52L119 51H117V55L119 56V54L121 53L122 55H123V57H119V58H122V60L125 58V60H124V63L125 62H127L126 64H131L130 66L128 65H124L123 64V61H119L121 64H118L119 62H118V58H117V65H119L118 67H120L118 70H119V72L118 71H116L117 72V74H120L119 76H120V78L121 77H123L124 79H122V80H124L125 81V83H124V81H122L119 77V79H118V82H119V80H121L122 82H123V84H126L127 83V85H133L134 83V87H137L138 85H136V84H139V86H138V88H140L141 86V88H140V91H141V93L144 95L143 96V98L144 99H146V97H147V99H149L148 97L150 96V100H154L155 101V104L157 103H161L162 104V102H163V107L164 106H166V105H168V107H166L167 109H165L164 108V113L165 114H168V111L170 112V114H171V112L174 110V108H175V100H176V96H175V80H174V77H175V73H176V68H175V58H174V54L175 53H177V52H186V50L187 49H189V47H187V45H186V47H187V49H185L186 47H184V45H183V43H184V38ZM42 38V37H41ZM64 38H65V34H64ZM83 38V37H82ZM101 38V39H100ZM158 38H160V37H158ZM157 38V39H158ZM181 38H183V39H181ZM36 40H37V38H35ZM51 39V40H50ZM66 39V38H65ZM67 39H69L68 37H67ZM173 39V38H172ZM210 39H209V41L207 42L206 41V38H205V44H207L206 46H207V48H211V47H213V46H210V45H213V40L215 39H213L211 42H210ZM59 40V41H58ZM77 40V39H76ZM46 41L48 42V41H50L51 43H46ZM56 41H58V43L57 44H55L56 43ZM68 41V40H67ZM67 41H64L63 40V43H66ZM72 41H73V39H72ZM81 41V40H80ZM155 41V42H154ZM162 41V40H161ZM182 41H183V43H182ZM34 42H35V40H34ZM79 42V41H78ZM82 42V41H81ZM158 42V41H157ZM166 42V41H165ZM168 42V41H167ZM211 44H210V43ZM98 43H99V41H98ZM97 43V44H98ZM121 44H119V47H121L122 48V46H120ZM205 44H203L202 45V47H201V49L205 46ZM42 45V44H41ZM41 45H39V46H41ZM48 45V46H47ZM56 45V46H55ZM63 45V44H62ZM104 44H101V52H100V50H99V48H98V52L101 54V53H105V50H104V46H103ZM50 46V47H49ZM66 46V45H65ZM65 46L63 47V49L65 48ZM69 46V45H68ZM100 46V45H99ZM98 46V47H99ZM131 46V45H130ZM157 46V45H156ZM42 48L44 47V46H41ZM40 47V48H41ZM53 47V48H52ZM59 47V48H60ZM132 47V46H131ZM47 48H45V51H47L48 49ZM68 48V47H67ZM193 48V47H192ZM205 48V47H204ZM206 48V49H207ZM209 48V49H210ZM47 49V50H46ZM62 49V48H61ZM60 49V50H61ZM62 49V50H63ZM119 49V48H118ZM150 49V50H149ZM153 49V50H152ZM191 49V48H190ZM195 49V48H194ZM41 49H39L38 51H40ZM56 50V49H55ZM55 50H52V51H55ZM59 50V49H58ZM57 50V51H58ZM104 50V51H103ZM123 50V51H122ZM146 50H149V52L148 51H146ZM192 50V49H191ZM199 50V49H198ZM197 50V51H198ZM201 51V50H200ZM214 51H216V49H211V50H209V52H214ZM50 51H48V53H49ZM60 52V51H59ZM62 52V51H61ZM148 52V53H147ZM201 52H203V50L201 51ZM42 55H43V59H45L46 57H45V55L42 53V52H40ZM47 53V54H48ZM51 54H52V56H53V58L55 57V56H57L56 57V59H59L60 57L58 56V53L56 52V54L57 55H53L54 54V52H50ZM50 53H49V61L48 62H50V58L52 57H50ZM39 54V53H38ZM62 54V53H61ZM60 54V55H61ZM120 54V55H121ZM139 54V55H138ZM105 55V54H104ZM116 55V54H115ZM117 55H116V57H117ZM148 56H149V58H148ZM39 57H42V56H39ZM99 57H101V56H99ZM104 57V56H103ZM143 57L145 58V59H143ZM129 60V61H127V59ZM38 59V58H37ZM37 59H35V60H37ZM42 59V58H41ZM37 60V62L36 63H41L42 62V60ZM103 59H108L107 58V54H106V58L104 57ZM47 60V59H46ZM46 60H44V61H46ZM53 60V59H52ZM51 60V62H53ZM56 62H55V64L57 63V62H60V64L58 63V65L59 66H61V65H63V64H61V62H63L62 61V57L60 58V61H58V60H55ZM100 61V60H99ZM104 61V60H103ZM115 61L113 60V63H114ZM130 62V63H129ZM43 63V62H42ZM116 63V62H115ZM147 63H148V65H147ZM50 64V63H49ZM54 64V63H53ZM122 64L124 65V66H122ZM58 65H57V67H58ZM86 65V64H85ZM84 65V66H85ZM101 65V64H100ZM49 66V65H48ZM53 66V65H52ZM80 66H82V65H80ZM79 66V67H80ZM87 66V65H86ZM62 67V66H61ZM60 67V68H61ZM65 68H66V66H64ZM117 67V68H118ZM122 67H123V69H125L126 70V72H125V70H123L122 69ZM127 67V68H126ZM220 68H219V71H218V75L215 77V78H213V79H209L210 80V82L207 84V89L204 91V102L203 103H207V104H209L210 106H212V113H210L209 111V109L207 108L208 107V105L207 104H205V108L206 109H202V112L204 111L206 114H207V112L206 111H208L209 113L206 115V116H202V114H205L204 112L202 113V114H200L201 115V117L200 118H202V117H204V118H202L201 120L204 122H206L207 121V123L208 124H206V125H208V126H206V125H204L205 124V122H204V126H202V121H201V126L204 128H202L201 127V129H202V131L203 130H208L207 128H209L210 127V125H211V132L213 133V131L215 130L213 127H212V123H211V120H210V117H214V118H216V114L218 113V117L217 118H219V122H220V120H221V122H222V120L223 121H225L226 119H227V122H230V123H232L233 125H232V128L230 129V131L229 130H226L225 132V136H223L224 135V133H223V131L222 132H220V133H222L221 135H220V137H225V139L223 140L222 138H220V140H221V142H220V140H219V134H218V132L216 133V134H212L211 135V133H209L210 135L208 136V132L206 133V134H204V132H206V131H203V134L205 135H203L202 136V133H201V138L203 139V140H205V142H207L206 140H211V138H214L215 137V139L216 138H218L217 140H219V143L220 144H223V143H225L224 144V146L223 147H225V146H227V148L225 147V149H223L221 146H220V144L217 146L218 148H217V150H216V146L213 148V146L214 145H211L210 144V146H208L209 144H207V148L208 149H210L209 147H212V149L213 150H216V151H220V152H222L221 150H220V148H222V150L224 151V152H222L223 154H225L226 153V155H228L229 153L227 152V151H230V150H234V151H230V160H231V158H233V161L235 160L234 159V157H235V155H232L231 156V153H235V149H233L232 148V145H234L233 147H239L238 149L239 150H241V146L243 145V150H241V151H244L245 149H247V148H249V149H247L248 151H244V152H242V154L244 153V155L245 156H247V154H249V153H251L250 155H248V158H250V159H248L247 157H245L246 159H244L245 161L247 160L248 162H249V164H246V165H249L250 167L254 164V163H257V167H258V169H259V166H261V169H260V176H258L257 175V173H259V170H257V167L256 166H254L253 165V168H256V170L257 171H254V172H256L255 174H254V172L252 171V170H254L253 168H250L249 166H247V168H246V170H244V171H242L241 173H239V172H237V171H240V169L238 168V166H237V171L235 170V168H234V172H235V174H234V176H235V180L234 179H231L230 181H228L227 182V180L226 181H223V180H225V179H223L222 180V178H221V180H222V183H223V185H222V183H221V180H220V176H219V173H217L218 175H217V180H218V176H219V182L218 181H216V179L215 178H211L210 180L209 179H204V181L206 180V182H207V180H209L210 181V183H212V181H214V183H212V184H214V185H212L211 184V186H212V188H214L215 189V191H214V189H212L213 190V192H212V194H213V196H212V194L211 195H209V194H207V193H209L208 191H209V189L211 188H207V186H206V188L204 187V185H206V182H203V184L204 185H202V183L200 182V180H199V182L198 183H201V185H202V187H204V189H205V191H204V189L201 187L200 189H202V193L199 191V193H201L203 196H205V197H202L201 196V201H202V198H203V200L206 202H204L203 201V203L202 204H206L205 206H206V209H205V206H204V213L206 214L205 216L207 217H205V216H203V214L204 213H202L201 211L203 210H199V212H198V208H200L201 206L199 205V207L198 208H196V206L197 205H194V204H196V203H193V206L196 208V210H197V212H195V210L194 209H190V208H194V207H192V206H187L186 205V203H188L187 201H176V203H175V206L173 207V210H170V209H166V208H161V207H158V205L156 204V203H154V202H148V201H145V207L143 208V210L141 211V213L143 214V217H144V222L145 221H149V223L148 224H146V225H143L142 224V226H141V229H138V230H136V231H134V233H132V234H130L129 232H126L125 234H124V236H122L121 237V235H120V232H119V230H118V228L117 227H115V229H113V230H111V232H109V233H107V234H109V236H107V235H103V238H102V236L100 235V232H99V234L97 233L99 230H101L102 229V226L104 227V226H106V223H108L109 221L111 222V220H108L109 219V217H110V219H112V217L111 216H113V214H112V212L114 213V211H112L111 210V212H110V209H113L114 210V208H111V207H113V205H114V207H115V205H117V201H118V199H116V200H113V199H115V198H113V197H115V196H113V197H111V195L112 194H114V192H115V188H113L112 189V192H111V190H110V188H112L111 187V185H112V183H113V179H111L110 181L112 182V183H110L111 185H110V187L109 188H107L108 190H104V189H102L101 191L100 190H95L94 191V187L92 188L91 186L94 184L95 185V181L94 180H96V179H94V180H92V181H94L93 183H92V185L90 186V185H88V187H86V188H89L90 189V187H91V189L90 190H88V189H83V190H85V191H91V190H93V191H91V192H95L93 195H96V197H97V199L95 198V196H94V199H96V200H100L99 199V197L101 196V192L102 191H105V193L108 191H110V193L108 194V192L106 193L107 194V196H106V199H108V200H110V198H111V200H113V201H116L117 203H115V204H113V202H112V204L113 205H111V204H109V203H111V202H107L106 200V202L109 204V205H111V207L108 205V207H107V205H105V203L106 202H104V200L103 199H105V197H104V195L102 196V202H104V207H103V203L102 202H100V203H97V202H99V201H96V200H92L91 198L93 197V195L92 196H90L89 194H87V193H85V195L90 199H88V198H86L85 196H84V192H82L83 194V196H84V199H86L87 201H86V205H85V207H83L84 208V210L83 209H81L80 208V206H79V208L78 209H76V211H78V210H80V211H85L84 212V214H86V217H83V219H85V222H83V224H84V228H85V231H84V228L82 227V229H83V231L85 232L84 234H88V237L89 236H93L94 235V237H92V239H94L95 237L97 238V240H99V242H100V244H97V245H95V246H90V247H88V248H84V247H87V245H81V249H79L78 247H76L75 245H73V243L71 242L72 240H76L75 239V237L77 238H80V234L79 233H81L80 231L78 232V229H73V230H77L76 232L74 231V234H79V235H73V237H74V239H68V237H65V240H64V242L63 241H61L60 239V236L62 235V233H60V231L59 230H64V231H66V229L67 230H69L70 232H72V229L71 228H73V226H75V223H78L79 221H77L76 222V217L77 216H75V214H77V212L75 211V210H73L72 211V208H74L75 206H76V203H74L73 205H75V206H73L72 208L70 207V205L72 206V203L74 202L73 200L75 199L76 200V197L77 196H80L81 195V192H80V195H77L79 192H77V194H76V192H73L74 191V187H73V193H71L70 195H65L66 197V201H64L63 199H65L64 197H62V196H64V194H69V192L68 191H70V189H72L71 188V186H72V184H73V181L72 180H68V178H65V179H63V181H61V182H59V174L61 175V173H57V170H58V168H57V166L55 165V163L53 162V159H52V152L48 149V150H46L45 149V152H46V154H45V152H44V157H42V156H37V154H36V152H35V150L34 151H32L34 148H32V150L31 151H29L30 149H31V147H29L30 145H28V146H26V144L28 143V142H26V144H25V140L23 141V139H20L21 141H19L18 139H16L14 136V139H12V141H11V138H4V136L2 135V134H0V135H2L0 138L1 139H5L6 141H8L7 139H9L12 143L11 144H8L9 145V147H7L6 148V151H5V153L4 154H2L1 153V147H2V145H1V139H0V264H67L68 262H69V260L71 261V264H87L86 262H87V260H89L90 258L92 259V261H96L97 263H100V264H143V263H141V262H139L138 260L139 259H141V258H144V256H145V254L142 252L141 254H138V251H137V249L138 248H141V247H143L144 245H146L147 243H152V244H154L155 246H162L161 248H153V249H149V251H148V253H152V254H157V255H168V253H167V247H168V244H169V241H170V238H171V235H172V232H173V229H174V225H175V222H176V220H177V218H182V219H185V220H188V221H190V222H195L196 224H197V230H196V235H195V237H193V238H195L194 239V242H193V245H192V247H191V250H189V251H191L190 252V255L186 258V259H183V260H180V262L181 263H179V264H210V262H208V260L210 259V260H212L211 261V264L213 263V264H220L219 262H217L218 260H221L222 258H225V259H223V262H221L222 264H227L226 263V261L227 262H229V263H233L234 261V263L235 264H264V161H262L263 160V158L262 159H258L257 157L260 155H258V153L257 154H255L254 155V150H255V147L260 143V144H262V141H264V130L262 129V130H260V131H257V132H255L257 129H255L256 128V125H253V127H254V129H253V127L252 128H250L249 127V125L246 127L245 125H246V123L247 124H249L250 122H252V123H254V121H258L257 119H259V117H262L263 115H264V112H263V110H260V109H262L261 107L258 109V105H254V103H253V100L252 99H246V100H244V101H242V106L240 107V108H237V107H235V106H228V99H229V92H230V83H231V81H232V70H231V65H230V63H229V61L227 60L226 61V63H222L221 64V66H219ZM75 68H77V67H75ZM116 68V69H117ZM55 69H57L56 67H55ZM68 69H73V71H75V69H74V66H72V68H68ZM67 69V70H68ZM78 69V68H77ZM80 69V71H81V67L79 68ZM71 70H69V72L71 71ZM123 72H125V75L123 74V73H121V71ZM73 71H72V76H74L75 77V74H76V72H78L79 70H76V72L74 73V75H73ZM127 71H128V73H127ZM68 71H66V69H65V73L64 74H66ZM68 72V73H69ZM35 73V72H34ZM37 73V72H36ZM41 73V72H40ZM129 74V73H131V77L132 78H130L127 74ZM31 74H33V73H31ZM39 74V73H38ZM121 74H122V76H121ZM35 74H33L32 76H34ZM37 75V74H36ZM35 75V76H36ZM70 75H71V73H70ZM69 75V76H70ZM79 76V74H76V76ZM83 75H84V73L82 74V78L81 79H84L83 78ZM93 75V74H92ZM91 75V76H92ZM127 75V76H126ZM30 76V75H29ZM31 76V77H32ZM34 76V77H35ZM90 76V77H91ZM34 77H32L33 78V80L35 79ZM38 77V76H37ZM36 77V78H37ZM73 77V78H74ZM110 77V76H109ZM127 77V78H126ZM29 78V77H28ZM72 78V77H71ZM70 78V79H71ZM73 78H72V81H73ZM76 78H78V77H75V79ZM136 78H142V80H137ZM31 78H29V80H30ZM64 79H65V77H64ZM98 79H99V77H98ZM127 79H129V80H127ZM133 80H134V82H133ZM147 80V81H146ZM39 78H37V80H36V93L33 91V90H35V89H28V87L29 88H31L30 86H29V84L30 85H32V83H30V82H27V80L25 81V83L27 82V83H29V84H26V90H32L31 92L30 91H28V92H30V93H28L30 96L31 95H33L34 96V94L32 93V92H34L35 93V96H37V97H39L40 96V94H39ZM72 81L70 82L71 84H73L72 83ZM77 81V80H76ZM98 81V80H97ZM129 81L131 82V84H129ZM147 82V84L151 87L150 89H149V86L147 87V85L145 86V84L146 83H143V82ZM260 81V80H259ZM34 83H35V81H33ZM69 82V81H68ZM78 83H81V85H80V89H79V91H78V93H80V95L78 94L77 95V92L75 91V89H74V86L72 87H70L69 88V84H67V87H64V89H72L74 92H76V93H73V95H77V96H79V98L81 97V100L83 101H86L85 99H87L88 97H90V99L92 98V97H95L96 96V90H98V89H100L99 91H98V97H99V92H103L104 94L106 93L107 94V92L109 93L110 91H107V92H104L103 90H101L103 87L104 88H108V87H106V86H110V85H112V84H114L115 83V81H113V82H109V80L108 79H103V80H101L100 81V83H97V84H95V86L93 85V84H91V85H86V83L85 82H82V81H77ZM122 82H119V83H121V84H118L117 83V85H119V86H117V88L119 89V91H121V89H120V86L122 85ZM142 82V83H141ZM77 83V84H78ZM133 83V84H132ZM141 83V84H140ZM70 84V85H71ZM66 85V82H65V80H64V86ZM78 85V86H79ZM95 88H94V87ZM116 86V85H115ZM145 86V87H144ZM152 86H153V88H152ZM133 87V88H134ZM147 87V88H146ZM32 88H33V86H32ZM121 88H123L122 86H121ZM143 88V89H142ZM144 88H146V89H144ZM76 89H77V87H76ZM124 89V88H123ZM127 89V88H126ZM153 89V90H152ZM78 90V89H77ZM105 90V89H104ZM144 90V91H143ZM149 90H151V91H149ZM106 91V90H105ZM118 90H117V92L118 93H121V92H119ZM124 91H125V89H124ZM124 91H122V92H124ZM138 91V90H137ZM143 91V92H142ZM153 91H154V93H153ZM68 92H70L69 90H68ZM72 92V91H71ZM146 92V93H145ZM150 93V94H149ZM156 93V94H155ZM64 94V93H63ZM65 94H67V93H65ZM102 94V93H101ZM100 94V95H101ZM109 94H111V92L109 93ZM113 94V93H112ZM111 94V95H112ZM114 94H115V92H114ZM113 94V96L112 97H114V96H116V95H114ZM121 94H123V93H121ZM141 94V95H142ZM147 94H149V96L147 95ZM151 94H152V97H151ZM28 95V97H30ZM68 95H70L71 96V94H69L68 93ZM73 95L71 96V99H72V97H73ZM103 95V94H102ZM157 95V96H156ZM33 96L32 97H30V99H31V101L33 102L34 100V104H35V102L37 101V103L35 104V107L37 108V105H38V107L40 106L41 107V105L39 104V99L37 98V97H35V98H37L38 100H36L35 98H33ZM61 96V95H60ZM65 96V95H64ZM75 97V98H73L74 100H73V102H75L76 100L75 99H77L78 97ZM82 96H83V98H82ZM107 96V95H106ZM84 97H85V99H84ZM101 98H102V96H100ZM98 98L99 100H101V98ZM105 99H106V97H105V95L103 96ZM112 97H110V98H112ZM117 97V96H116ZM155 97V98H154ZM108 98H109V95H108ZM109 98V100L111 101L112 99H110ZM115 98V97H114ZM120 98V97H119ZM157 98V99H156ZM34 99V100H33ZM61 99H62V97H61ZM68 99V98H67ZM96 99V98H95ZM94 99V100H95ZM116 99H118V97L116 98ZM69 101V100H66V98L65 99H63V101ZM77 100H79V99H77ZM81 100H79V102H82ZM88 100V99H87ZM114 100V99H113ZM162 102H161V101ZM62 100H61V102H63ZM65 101L63 102L64 103V105H65ZM104 101V100H103ZM103 101L101 102V101H99L102 105L103 104H105V103H103ZM107 102H108V99L106 100ZM114 101H116V100H114ZM146 101H149V100H146ZM151 101V102H152ZM157 101H159V102H157ZM50 102V101H49ZM61 102H60V104H61ZM94 102H97V103H95V104H93V107H92V110H93V108L94 109H96V107H99V108H97V110L99 109V110H101V109H104L103 108V106H101V109H100V106H97L96 104H98V101L96 100V101H94ZM94 102H92V103H94ZM105 102V101H104ZM112 102V101H111ZM110 102V103H111ZM151 102H150V104H151ZM165 102V103H164ZM57 103V102H56ZM68 103V102H67ZM84 102H82V104H83ZM99 103V104H100ZM145 104L146 103H148L149 104V102H144ZM153 103V102H152ZM58 105L59 106V108H61L59 111H61L62 110V106L61 105ZM73 103H71V104H68L67 106H65L66 107V110L68 109L67 107H69V106H71ZM79 104V103H78ZM84 104H86V103H84ZM98 104V105H99ZM108 104V106H109V102L107 103ZM107 104H105V105H107ZM147 104V105H148ZM150 104H149V106H150ZM160 104V105H161ZM166 104V105H165ZM51 105H53V110L55 111V113H56V109L58 108V107H55V105L52 103ZM51 105H48L49 106V108H46L45 106H44V104H42V106L43 107H45L44 108V110H42L40 107L39 108H37L38 110L39 109H41V111L43 112V111H46L47 109H51ZM63 105V104H62ZM64 105H63V108H64ZM159 105V106H160ZM206 105H207V107H206ZM47 106V107H48ZM51 106V107H50ZM57 106V105H56ZM61 106V107H60ZM86 106H87V108H88V104H86ZM86 106H84V105H82V107L84 108V107H86ZM255 106V107H254ZM89 109H87L88 110V113L91 111L90 109H91V104H89ZM148 107V106H147ZM163 107H160V111L159 112H161L162 114H164L163 113V111L161 110V108H163ZM203 107V106H202ZM106 108V107H105ZM254 108H257L258 110H255ZM80 109H82V108H80ZM149 109V108H148ZM147 109V110H148ZM217 109V110H216ZM52 110V109H51ZM52 110V111H53ZM87 110L85 109V113H87ZM98 110V111H99ZM146 110V112H145V110H143L142 111V109H141V111L142 112H145L144 114H146V113H148L149 111H147ZM40 111V110H39ZM52 111L50 112V113H52ZM59 111H58V113H59ZM82 111V110H81ZM166 111V112H165ZM217 111V113H215ZM63 114L64 113H66V112H64V111H61ZM83 112V111H82ZM93 112V111H92ZM150 112H152V111H150ZM214 112V113H213ZM49 113V111L47 110L46 111V114H45V112L43 113V114H41L40 112H39V114H41V115H43V116H45L46 117V115ZM54 113V112H53ZM58 113H56V115L58 114ZM96 113V112H95ZM173 113V112H172ZM62 114V115H63ZM90 114V113H89ZM93 114H94V112H93ZM143 114V115H144ZM211 116H210V115ZM61 114H59V116H60ZM91 115V114H90ZM148 115V114H147ZM147 115H145L146 117H147ZM51 117L52 116V114H48L47 115V117ZM55 115L53 114V117H54ZM208 116V117H207ZM51 117L52 119H55V118H57L58 117V115H57V117ZM63 117V116H62ZM141 117V116H140ZM144 117V116H143ZM169 117H170V115H169ZM168 117V118H169ZM61 118V117H60ZM171 118V117H170ZM206 118L208 119V120H206ZM211 118V119H212ZM216 118V119H217ZM240 118H242V119H239ZM143 119V118H142ZM146 119V118H145ZM155 119V118H154ZM228 119H230V121L228 120ZM231 119L233 120V119H235V120H237V122L235 121H232L231 122ZM244 119V120H243ZM256 119V120H255ZM263 119V118H262ZM147 120V119H146ZM170 120H172V119H168L167 120V122H169L168 124L169 125H167V126H165V124H166V122H165V124L163 125V127L166 129H168L169 127L171 128L172 127V125L170 126ZM210 120V121H209ZM215 120V119H214ZM218 121V120H217ZM217 121H216V123H217ZM239 121V122H238ZM242 121V122H241ZM210 122V123H209ZM212 122H213V119H212ZM234 122V123H233ZM148 123H150V122H148ZM214 123H215V121H214ZM216 123H215V125H216ZM241 123H242V125H241ZM256 123V122H255ZM257 124H258V122H257ZM260 124V123H259ZM250 125H251V123H250ZM234 126V127H233ZM242 126V131H245V127L246 128H248L245 132V134H243L244 132H242V131H239ZM243 126H245V127H243ZM206 127V128H205ZM170 128H169V130H170ZM172 128H174V127H172ZM171 128V130H173ZM184 129L185 131L184 132H182V134L181 135H186L187 137H188V135H189V137L191 138L192 137V139L194 138V139H196L194 142H193V140L192 139H190L189 137V139L186 137L185 138V140H183V137H181V138H179L180 137V133H181V130L180 129ZM184 128L183 127H181V126H179V127H176V128H174V130H176L177 131V134L179 133V137L177 136V134H175L177 137H176V140H175V142H182L181 143V145L182 146H184V148H182V147H179V149H184V152H185V150L186 151H189V156H188V154L185 152V155L184 156H186L187 155V157L185 158L184 157V159H185V161H183L182 163H184V164H186L187 166H188V164L190 165V166H188V168H185L184 166V168L186 169V170H184L183 172H184V174H186V179H185V182H183V180L181 181V177H182V175H183V173H181V168H180V166H178V168L179 169H181L180 170V172H178L179 170L177 169V172L176 173H173L172 174V177L171 178H173V179H177V176H178V182H183V184H184V186H186V188L185 189H188L189 187H191V185L193 184V185H195V183H194V181H195V179H193V178H195V177H191V175L192 176H194V173H195V171H196V168L194 169L192 166H194V164L193 165H191L192 163H189V162H187V158L189 157V160L191 161V159H192V157L194 156V157H196V158H194L193 157V160L194 159H196V162H198V163H196L197 164V169L201 166L202 168L201 169H207L208 167H206L205 165H200L201 163H203V157H201L200 155L198 156V153L200 154L201 152H200V150L202 149L201 148V144H198L199 142L198 141H202V139L201 140H198L197 141V137H198V134L196 133L197 131H194L191 127L189 128V130L190 129H192V130H190L189 131V133L190 132H192V136L190 135V134H186V132L188 131V130H186V129H188V127L186 126H184ZM198 128V127H197ZM209 128V129H210ZM234 128V130H236V131H239L240 133H241V135H240V133H238V132H234L233 134H234V136L236 135V134H239L240 136L238 137V138H236V139H238L239 140V142H242L243 140H245V141H243V143H239L238 145H236L237 143H235V141L234 140H236L235 138L234 139H232L231 140V138L230 139H228V136L229 135H227L228 133L230 134L231 133V130ZM239 130H238V129ZM250 128V129H249ZM259 128V127H258ZM177 129H179L180 131H178ZM253 130V131H250V130ZM170 130V131H171ZM173 130V131H174ZM195 130H198V129H195ZM183 131V130H182ZM229 131V132H228ZM248 131H250V132H248ZM175 132V131H174ZM174 132H173V136H175L174 135ZM168 133H170V136H171V133L172 132H168ZM176 133V132H175ZM194 133V134H193ZM200 133V132H199ZM218 134V135H217ZM11 135V134H10ZM207 135V136H206ZM247 135H250V136H247ZM166 136V135H165ZM169 135H168V137H170ZM217 136V137H216ZM230 136H231V134H230ZM243 136V140L241 141L240 139H241V137ZM245 136V137H244ZM12 137V138H13ZM168 137H165L166 138V142H165V145L167 146L168 144H169V146H170V143H172L174 140H170V139H173V137H171V138H168ZM232 137V136H231ZM165 138H163V139H165ZM175 139V138H174ZM180 139V141H178ZM189 140V142L190 143H188L187 145H186V143L188 142V140ZM198 139H200V138H198ZM215 139H213V140H215ZM227 139V140H226ZM16 140H18L19 141V144L17 143V145H14V144H16L15 142H16ZM168 140V141H167ZM182 140V141H181ZM187 140V141H186ZM223 140V141H222ZM229 140H231V141H229ZM237 140V141H238ZM13 141H14V144H13ZM17 141V142H18ZM27 141V140H26ZM35 141V140H34ZM159 141V140H158ZM163 142H164V140H162ZM171 141V142H170ZM183 141H185V144L183 145ZM197 141V142H196ZM228 141V142H227ZM256 141H258V142H256ZM168 142V143H167ZM31 143L32 144H34L32 141H31ZM172 143V145L173 146H170L171 148H177L178 149V147L177 146H179L180 145V143ZM193 145H192V144ZM201 143V142H200ZM208 143H209V141H208ZM230 143V144H229ZM233 143H235V144H233ZM245 143V144H244ZM258 143V144H257ZM264 143V142H263ZM3 144V143H2ZM30 144V143H29ZM174 144H175V147H174ZM176 144H177V146H176ZM204 144V143H203ZM255 144H257V145H255ZM159 145V144H158ZM162 145V144H161ZM164 145V144H163ZM164 145V146H165ZM180 145V146H181ZM197 145V146H196ZM198 145H200V146H198ZM205 145V144H204ZM264 145V144H263ZM169 146H167V147H169ZM206 146V145H205ZM219 146H220V148H219ZM230 146V147H229ZM248 146V147H247ZM259 146V145H258ZM28 147V148H27ZM35 147H37V146H35ZM166 147V148H167ZM190 147H192L193 149L192 150H189V149H191ZM199 147V148H198ZM203 147V146H202ZM235 147V148H236ZM247 147V148H246ZM171 148H170V150H171ZM186 148H188V149H186ZM195 148V149H194ZM201 148V149H200ZM232 148V149H231ZM254 148V149H253ZM160 149H162V148H160ZM164 149H165V147H164ZM163 149V150H164ZM199 149V150H198ZM237 149V148H236ZM258 149V148H257ZM158 150V149H157ZM162 150V151H163ZM173 150V149H172ZM175 150V151H174ZM173 151V153H177L176 152V149H174ZM194 150V151H193ZM207 150V149H206ZM162 151H160V152H162ZM169 151V150H168ZM167 151V152H168ZM192 153H194V154H191L190 155V153L191 152ZM205 151V150H204ZM211 151V150H210ZM216 151H214V152H216ZM237 151V150H236ZM151 152V151H150ZM153 152H155V150L153 151ZM239 151H237L235 154H237ZM169 153V152H168ZM212 153V152H211ZM218 153V152H217ZM216 153V154H217ZM222 153H221V156H222ZM246 153V154H245ZM63 154H66V153H63ZM147 154V153H146ZM155 154V153H154ZM157 154V153H156ZM155 154V155H156ZM160 155L161 154H164V152H162V153H159ZM239 154V153H238ZM43 155V154H42ZM62 155V154H61ZM144 155V154H143ZM149 155H150V153H149ZM160 155H159V157L157 156V159H159L160 158ZM168 155V154H167ZM175 155V154H174ZM197 155V156H196ZM218 155H219V153H218ZM225 155V156H226ZM240 155V154H239ZM251 155H252V157H251ZM256 155H258V156H256ZM63 156V155H62ZM163 156V155H162ZM176 156V155H175ZM174 156V157H175ZM203 156V155H202ZM215 156H217V155H215ZM225 156H223L224 157V159H228V161H229V158L227 157H225ZM237 156V155H236ZM243 155H241V156H238V158H241ZM250 156V157H249ZM143 157H147V156H143ZM165 156H163V158H164ZM167 157H171L170 155L169 156H167ZM166 157V158H167ZM172 157H173V154H172ZM171 157V160L170 161H172V159L174 158H172ZM218 157V156H217ZM255 157V158H254ZM156 158V157H155ZM162 158V157H161ZM160 158V160H162ZM165 158V159H166ZM222 158V157H221ZM236 158V157H235ZM238 158H236V159H238ZM243 158V157H242ZM260 158V157H259ZM144 159V158H143ZM148 159V158H147ZM170 159V158H169ZM175 159V158H174ZM202 159V160H201ZM108 160V159H107ZM145 160V159H144ZM149 160V159H148ZM151 160H152V158H151ZM156 160V159H155ZM188 160V161H189ZM192 160V161H193ZM197 160H199V161H197ZM223 160V159H222ZM253 160H254V162H253ZM256 160V161H255ZM109 161V160H108ZM163 161H164V159H163ZM169 161V160H168ZM167 161V162H168ZM169 161V162H170ZM176 161V160H175ZM191 161V162H192ZM228 161H226V162H228ZM232 160L231 161H229V165H227L228 167L230 166V164H231V166H230V168H233V166L234 167H236V165H238V161L236 160L235 162H234V164L232 163L233 162ZM239 161L241 162H239L241 165L240 166H242V165H244V164H242V163H244L243 162V160L242 159H239ZM259 161H262V163L261 162H259ZM140 162V161H139ZM157 162V161H156ZM168 162V163H169ZM205 162V164H206V161H204ZM253 162V163H252ZM143 163V162H142ZM167 163V164H168ZM188 163V164H187ZM193 163H194V161H193ZM225 163V162H224ZM252 163V164H251ZM141 164V163H140ZM172 164H174L173 162H171V165ZM251 164V165H250ZM175 165V164H174ZM246 165H244V166H246ZM176 166H177V162H176ZM244 166H242L243 168L241 169V170H243V169H245L244 168ZM145 167V166H144ZM143 167V168H144ZM190 167H192V169L190 168ZM147 168V167H146ZM155 168V167H154ZM160 168V167H159ZM248 168L249 169H251L250 171L252 172V173H250L249 172V170H248ZM135 169H137L136 167H135ZM162 169H165V168H162ZM166 169H167V167H166ZM188 169H189V171H188ZM209 169V168H208ZM208 169L205 171V172H207L208 171ZM145 170V169H144ZM176 170V169H175ZM193 172H191V171ZM195 170V171H194ZM200 170V169H199ZM198 170V171H199ZM130 171L131 170H129L128 172L130 173ZM136 171V170H135ZM146 171V170H145ZM150 171V170H149ZM151 171L153 172V174L151 175V176H155V177H152V178H154V183H155V180H157V181H159L160 179H162V176H161V178H160V176L159 175H164V174H162L163 172H165V170L162 172V171H160V169H156V170H154V169H151ZM150 171V172H151ZM168 171V170H167ZM173 171V170H172ZM188 171V172H187ZM233 171V170H232ZM245 171H247V173L245 172ZM137 172V171H136ZM140 172V171H139ZM142 172V171H141ZM173 172H175V171H173ZM186 172V173H185ZM204 172V173H205ZM231 172V171H230ZM233 172V173H234ZM243 172L245 173V174H243ZM144 173V172H143ZM166 173H168V172H166ZM169 173H170V171H169ZM168 173V174H169ZM172 173V172H171ZM199 173H201V172H199ZM131 174V173H130ZM136 174V177H138V173H135ZM138 174V175H137ZM168 174H165L166 176L168 175ZM174 174H176L177 176H173ZM182 174V175H181ZM191 174V175H190ZM197 174V173H196ZM216 174V173H215ZM226 174H227V172H226ZM231 174V177H234V176H232V173H230ZM236 174L238 175V176H236ZM249 174H250V176H249ZM254 174V175H253ZM66 175V174H65ZM141 175V174H140ZM143 175V174H142ZM141 175V176H142ZM145 175V174H144ZM143 175V176H144ZM164 175V176H165ZM181 175V176H180ZM189 175V176H188ZM200 175H202V173L200 174ZM205 175V174H204ZM210 175H213L212 173H210ZM242 175H243V177H244V179L246 178V176L248 175V180L249 181H247V179H245V180H243L244 181V183L245 182H248L247 184L249 185V186H251L250 187V189L248 190V191H250L251 189L253 190V192H249L248 194L249 195H251L253 198H251V196H249V197H244L245 195H243V196H241L240 195V193L238 194L237 193V190H239L238 188H242V187H240L241 185H239V183H240V181H239V183L236 181V179H237V177L238 178H240L239 176H241V178H242ZM255 175H257V177L255 176ZM119 176V175H118ZM157 176H158V178H159V180H158V178H157ZM170 176V175H169ZM169 176H168V178H169ZM203 176V175H202ZM251 176H255V178H250ZM130 177V176H129ZM140 177V176H139ZM146 177V176H145ZM144 177V178H145ZM174 177H176V178H174ZM184 177V176H183ZM189 177V178H188ZM201 177V176H200ZM216 177V176H215ZM147 179H148V177H146ZM149 178H150V176H149ZM152 178H150V179H152ZM157 178V179H156ZM165 178V177H164ZM163 178V179H164ZM204 178V177H203ZM202 178V179H203ZM209 178V177H208ZM227 178V177H226ZM166 180H167V178H165ZM184 179V178H183ZM201 179V180H202ZM60 180H62V179H60ZM128 180H130L129 178H128ZM144 180V179H143ZM153 180V179H152ZM194 180V181H193ZM237 180H239V179H237ZM254 180V181H253ZM109 180H108V182H110ZM150 181V180H149ZM156 181V182H157ZM161 181V180H160ZM159 181V182H160ZM165 181V180H164ZM209 181H208V183H207V185L208 186H210V184H209ZM232 181H234V182H232ZM242 181V182H243ZM108 182H107V184H108ZM142 182H144V181H142ZM161 182H163V180L161 181ZM187 182H190L189 184L187 183ZM191 182H192V184H191ZM215 182H217L216 184L218 185L217 186V188H215ZM252 182V183H251ZM82 183H84V182H82ZM81 183V184H82ZM91 182H89V184H90ZM186 183V184H185ZM197 183V182H196ZM225 183V184H224ZM232 183V184H231ZM87 184V183H86ZM104 184H106V182L104 183ZM131 184H133L132 182H131ZM134 184H137L138 185V183H134ZM160 184V183H159ZM167 184V183H166ZM237 184V185H236ZM240 184H242V183H240ZM246 184V183H245ZM244 184V185H245ZM246 184V185H247ZM74 185V184H73ZM117 185V184H116ZM136 185V189H137V187L139 188V185L137 186ZM145 185V184H144ZM161 185V184H160ZM182 185V184H181ZM193 185H192V188L194 189L195 187H193ZM200 185V184H199ZM222 185V186H221ZM254 185V186H253ZM84 186V184L82 185V187ZM103 186V185H102ZM102 186H101V188H102ZM105 186V185H104ZM103 186V187H104ZM118 186V185H117ZM127 186V185H126ZM125 186V187H126ZM214 186V187H213ZM237 186H239L238 188H237ZM249 186H247V187H249ZM258 188H257V187ZM120 186H118V188H119ZM124 187V188H125ZM198 187V186H197ZM244 187H246V186H244ZM246 187V188H247ZM76 188V187H75ZM85 188V187H84ZM101 188H99V189H101ZM104 188H106V187H104ZM121 188H123V187H121ZM121 188H119V190L121 189ZM132 188H134L133 186H132ZM142 188V187H141ZM199 188V187H198ZM126 189V188H125ZM135 189V191H137V190H139V189H137L136 190ZM197 189V188H196ZM208 189V191H207V193H206V190ZM256 189H258V190H256ZM118 190V191H119ZM124 190V189H123ZM128 191H130L129 190V188L127 189ZM143 190V189H142ZM195 190V189H194ZM194 190H193V193H191L192 192V190H191V188H189L188 189V192H189V194H191L190 196L189 195H187V190H185V194L188 196V197H191L192 196V194H194ZM212 190H210V191H212ZM222 192H221V191ZM241 190V189H240ZM251 190V191H252ZM260 190V191H259ZM78 191V190H77ZM97 191H99L100 193L98 194V192ZM122 191V190H121ZM128 191H127V194L125 193V191H124V193H125V195H126V197L127 196H129V195H133V197H135L136 196V194H135V196H134V194L133 193H131L130 194V192L128 193ZM132 191H134V190H132ZM141 191V190H140ZM183 191V190H182ZM195 191H198V190H195ZM245 191V190H244ZM68 192V193H67ZM71 192V191H70ZM91 192H89V193H91ZM216 192L218 193L217 195H216ZM221 192V193H220ZM234 192V193H233ZM243 192V191H242ZM98 194V196H97V194ZM116 193V192H115ZM124 193H121V194H123L124 195ZM135 193V192H134ZM138 193V192H137ZM143 193V194H142ZM140 192V196H138L137 198L141 201L143 198H144V192ZM196 194L198 193V192H195ZM211 193V192H210ZM225 193H227V195L225 194ZM229 193V194H228ZM246 193H247V191H246ZM254 193H256V194H254ZM102 194H104V193H102ZM139 194V193H138ZM221 196H220V195ZM225 194V195H224ZM237 194V195H236ZM254 194V195H253ZM123 195H121V196H123ZM124 195V196H125ZM186 195H184V197H187ZM212 196L211 197V199H210V197L209 196ZM117 196H118V194H117ZM116 196V197H117ZM123 196V197H124ZM131 196H129V199H130V197ZM193 196H195V194L193 195ZM192 196V198H194ZM197 196H198V194H197ZM215 196H217L218 198H216ZM248 196V195H247ZM256 196H257V198L259 199V201L257 200V198H256ZM108 197V198H107ZM110 197V198H109ZM122 197V198H123ZM181 197V196H180ZM196 197V196H195ZM206 197H208V198H206ZM220 197H225L223 200H221L222 198H220ZM243 197V198H242ZM78 198V197H77ZM80 198V197H79ZM78 198V199H79ZM83 198V197H82ZM113 198V199H112ZM119 198H120V196H119ZM125 198V197H124ZM213 198H215L216 200H215V202L213 201L214 199ZM220 198V199H219ZM256 198V199H255ZM81 199V198H80ZM83 199V200H84ZM128 198H125V201L127 200H129ZM131 199H133V198H131ZM179 199H181V198H179ZM198 199V198H197ZM206 199V200H205ZM208 199H209V201H208ZM219 199V200H218ZM255 199V200H254ZM122 200V199H121ZM134 200V199H133ZM136 200V199H135ZM183 200V199H182ZM190 200H191V198H190ZM211 200V201H210ZM252 200V201H251ZM85 201V200H84ZM90 201H92V203L90 202ZM120 201V200H119ZM123 202H124V199L122 200ZM143 201V200H142ZM213 201V202H212ZM254 201V202H253ZM90 202V203H89ZM95 202V203H94ZM121 202V201H120ZM119 202V203H120ZM122 202V203H123ZM134 202V201H133ZM132 202V203H133ZM190 202H192V201H189V203ZM81 203V202H80ZM89 203V204H88ZM102 203V204H101ZM106 203V204H107ZM118 203V204H119ZM211 204V207L209 206V204ZM214 203V204H213ZM254 203V204H253ZM255 203H257V204H255ZM66 205V209H68V216H70L69 218H67L66 219V217H68L67 216V214L65 213V211L66 210H64L65 209V207H63V209H60L61 207H60V205ZM78 204V203H77ZM121 204V203H120ZM119 204V205H120ZM123 204H125V203H123ZM123 204H122V207H124L123 206ZM69 205V206H68ZM100 205H102V206H100ZM130 205V204H129ZM128 205V206H129ZM68 206V207H67ZM84 206V205H83ZM203 206V205H202ZM210 208H209V207ZM216 206V207H215ZM213 207V208H212ZM253 207V208H252ZM77 208V207H76ZM117 208V207H116ZM120 208V207H119ZM127 208V207H126ZM188 208V209H187ZM203 208V207H202ZM215 208V209H214ZM219 208V209H218ZM238 208H240V209H238ZM71 209V210H70ZM190 209V210H189ZM209 209H211V210H209ZM213 209V210H212ZM235 209H238L237 211L235 210ZM118 211H119V209H117ZM220 210H222V212H218V211H220ZM234 210V211H233ZM63 211H64V213H63ZM82 211V212H83ZM194 211V212H193ZM205 211H207V212H205ZM212 211V212H211ZM216 211V212H215ZM231 213H230V212ZM116 212V211H115ZM202 214H201V213ZM218 212V213H217ZM223 212H225V213H223ZM227 212V213H226ZM229 212V213H228ZM236 212V213H235ZM60 213H62V214H60ZM112 215H111V214ZM117 214H119L118 212H116ZM129 214H131V215H136V214H138V211H135V212H131V211H129L128 212ZM210 213V214H209ZM220 213H222V214H220ZM241 213V214H240ZM65 214V215H64ZM70 214V215H69ZM74 214V215H73ZM79 214H81V212L79 213ZM78 214V216H79V219L81 218V215H79ZM83 213H82V215H84ZM110 214V215H109ZM215 214H219V215H215ZM224 214V215H223ZM227 214V215H226ZM229 214V215H228ZM231 214V215H230ZM240 214V215H239ZM208 215V216H207ZM210 215V216H209ZM212 215V216H211ZM215 215V216H214ZM226 215V216H225ZM237 217H236V216ZM74 216V217H73ZM224 216V217H223ZM238 216H240V217H238ZM214 217V218H213ZM222 217V218H221ZM229 217V218H228ZM119 218V217H118ZM215 218H220V219H218V220H221L220 222L221 223H223L222 222V220H225L224 221V223H226V218H227V222H229V220H232V219H234L233 221L235 222V226H236V228H235V226H234V228L235 229H232L233 227H232V224H229V226H228V228H219V227H217V225H220V224H218L217 222H219V221H217V219L215 220ZM231 218V219H230ZM242 218V219H241ZM75 219V220H74ZM229 219V220H228ZM108 220V221H107ZM238 220H240V221H238ZM75 221V222H74ZM115 221H118L117 220V217H116V220H114V222ZM217 221V222H216ZM81 222V221H80ZM214 222V223H213ZM113 222H111V224H112ZM208 223H210V226L212 225V227H210L209 226V224ZM81 224H82V222H81ZM81 224H79V225H81ZM88 224V225H87ZM109 224V223H108ZM107 224V225H108ZM217 224V225H216ZM87 225V226H86ZM215 227H214V226ZM224 225V224H223ZM238 225H241V226H238ZM72 226V227H71ZM169 226H171L172 228H170V229H168V227ZM222 226V225H221ZM238 226V227H237ZM91 227V228H90ZM151 227H153V228H160V227H164L163 228V233L162 234H158L156 237H151V236H143V237H141L140 238V240L138 241L139 243L137 244V245H133V244H131V242H130V240H131V238L134 236V235H139V234H142V232H144V231H146V229H148V228H151ZM101 228V229H100ZM215 228V229H214ZM89 231V229H90V232H87V230ZM219 229H220V231H219ZM224 231H227L228 232V234H230L229 235V237H228V241H226V240H222V237H221V232H223V230ZM237 229V230H236ZM219 231L220 233H217L216 231ZM222 230V231H221ZM231 230H233L232 231V233L233 234H231ZM69 231H67V232H69ZM113 231V232H112ZM208 231H210V232H208ZM213 231V232H212ZM215 231V232H214ZM241 231V233H242V237H243V241L240 243V245L238 244V243H236V241L235 242H233V240H234V238H236V235H234V234H236V232L237 233H239V232ZM155 232V231H154ZM204 233L205 232V234L204 235H207L206 237L208 238V236H209V234H211L210 235V237H212V238H215L216 236L218 237L219 236V238H217L216 237V239L218 240L219 239V241H217L216 239H214V240H212V238H208V240L207 241H205L206 243H202V240H201V233ZM91 233H92V235H91ZM112 233V234H111ZM202 233V234H203ZM212 233H215L216 234V236H215V234H212ZM82 234V233H81ZM155 234V233H154ZM60 235V236H59ZM100 235V236H99ZM65 236H67V235H65ZM237 236H241V235H239V234H237ZM70 237H72V235H70ZM205 236H203L202 238H204ZM95 238V239H96ZM99 238V239H98ZM233 238V239H232ZM205 239V238H204ZM224 242V246H223V248H225V246L227 245V243L226 242H230L227 246H226V250H227V257L225 256L226 255V253H224V252H226V250L224 249V250H222L223 248H222V246H221V244H222V241ZM231 239H232V242H231ZM68 240H71L70 242L72 243V245H73V247L72 248H74V249H72V250H74V251H70L71 250V248L69 247V249H67L68 248V244H70V242H68ZM87 241V239H83V242H86ZM206 240V239H205ZM210 240H212V242L210 241ZM230 240V241H229ZM60 241V242H59ZM213 241H216V242H213ZM226 241V242H225ZM89 242H91V241H89V239H88V242L86 243V244H89ZM219 242V243H218ZM58 243H59V245H58ZM66 243H67V247H66V249H65V247H64V245L63 244H65L66 245ZM192 243V242H191ZM221 243V244H220ZM225 243H226V245H225ZM232 243V244H231ZM75 244V243H74ZM90 244H92V243H90ZM103 244H110L109 246H110V248H111V250L110 251H107V252H102V250H101V247L100 246H102ZM209 244V245H208ZM233 244H234V246H233ZM238 244V245H237ZM239 246H241L240 248H239ZM231 247V248H230ZM78 248V249H77ZM86 249V250H85ZM88 249V250H87ZM230 249V250H229ZM78 250H81V251H79L80 252V254L82 253L83 255H85V256H81L79 253H77L78 252ZM83 250H85L84 252H83ZM64 251H67V252H71L72 254H73V256L71 257V259L70 258H68L69 257V255H67L68 257L67 258H65L66 257V255H65V252ZM86 251H88L87 253H86ZM205 252V253H201V252ZM74 252V253H73ZM223 252V253H222ZM70 253V254H71ZM75 253H77L78 255H80L81 256V258H79L78 257V255L77 254H75ZM172 253H174V252H172ZM201 253V254H200ZM219 253H222L221 255L219 254ZM228 253H229V255H228ZM238 253H240L241 255H239ZM71 254V255H72ZM176 254V253H175ZM205 254V255H204ZM217 254H218V256L220 255L221 257H217ZM224 254V255H223ZM70 255V256H71ZM88 255V256H87ZM87 256V257H86ZM175 256V255H174ZM215 256V257H214ZM223 256H225V257H223ZM73 257H75V258H77L76 260H77V263H75V261L73 262L72 260V258ZM180 256H178V258H179ZM214 257V258H213ZM78 258H79V260H78ZM67 259V260H66ZM217 260V261H216ZM68 261V262H67ZM89 261H91V260H89ZM88 261V262H89ZM216 262V263H215ZM233 263V264H234ZM68 264H70V262L68 263Z\"/></svg>",
    "mask_w": 264,
    "mask_h": 264
},
{
    "label": "crops",
    "instance_id": "obj_3",
    "mask_svg": "<svg viewBox=\"0 0 264 264\" xmlns=\"http://www.w3.org/2000/svg\"><path fill=\"white\" fill-rule=\"evenodd\" d=\"M229 1L238 6L233 14L239 18V23L243 25L241 29L245 32L251 29V25H254L253 32L256 33L257 36H264V0ZM169 2V7L172 10L174 2ZM149 6L156 10L159 8L152 3H150ZM175 6L176 5H174V7ZM179 7L182 8V4H180ZM173 12L176 13L175 11ZM257 12L259 15H256ZM142 16L145 21L148 22H157L160 18V16L152 10L143 13ZM174 20L177 19L174 18ZM230 24L231 22L229 26ZM243 42L239 36L230 34L223 46L226 51L220 52L216 50L205 54H186V52H177L180 56L178 59H175V75L181 76V83L175 81V90L176 87H180L182 84L183 91L180 92V97H178L175 92V104L179 103L187 106V104L194 101V98L197 96L195 93L199 90L205 91L210 80L218 75L219 66H221L222 63H226L227 60L229 61V59L231 61H229V63L232 70V81L230 83L228 106L237 107L236 105L248 98H257L264 101V83L259 84V89L256 86L257 70L261 64L257 58L249 52L247 44ZM201 67H207V72H201ZM204 86L205 89H203ZM190 113V111L183 110L180 114L181 116L188 117ZM176 201L166 200L165 205L167 209L173 210ZM194 231L195 224L193 222L177 218L167 247L168 255L151 254L145 258H147L148 261H154V264H178L179 260L186 259L189 256ZM179 241H186V249L175 246ZM178 256L180 257L178 258Z\"/></svg>",
    "mask_w": 264,
    "mask_h": 264
}]
</instances>
